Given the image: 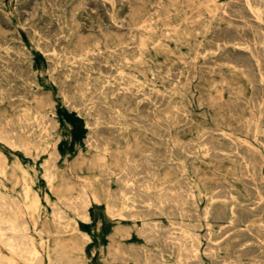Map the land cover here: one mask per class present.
I'll list each match as a JSON object with an SVG mask.
<instances>
[{"label": "rangeland", "instance_id": "1", "mask_svg": "<svg viewBox=\"0 0 264 264\" xmlns=\"http://www.w3.org/2000/svg\"><path fill=\"white\" fill-rule=\"evenodd\" d=\"M20 1L21 0H0V24H1L0 25V85H1L0 86V125H2V126H0V128H1L0 133L2 134V135L0 134V158H2V160L0 159V197H1L0 198V207H1L0 208V219L2 220V221H0V237H1L0 238V264H184V263L187 264L188 262H189L188 264H198V263L199 264L200 263L201 264H215V263L216 264H231L232 262H233L232 264H238V263L239 264H245V263L246 264H249V263L250 264H252V263L253 264H264L263 263L264 262V241H263L264 240V236H263L264 235V208H263L264 207V190H263L264 189L263 188L264 187V182H263L264 181V157H263L264 156V113H263L264 112V108H263L264 107V96H263L264 95V46H263L264 45V43H263V41H264V35H263L264 34V32H263L264 31V24H263L264 23V21H263L264 20V13H263L264 0H262V2H261V0H244L245 2L243 0H231L232 2H230V0H215V1L214 0H203V1L202 0H195V1L191 0L192 2L190 0H174V1H172V0H169V1L168 0H145V1L144 0H135V3H134V0H132V1L131 0H115V1L114 0H58V1L57 0H36V1L35 0H23L21 2ZM197 1L199 4L197 3ZM143 3H144V6H143ZM158 3L161 5H159ZM132 4H134V5H132ZM146 4L148 6H146ZM188 4L190 5V7ZM74 5H75V7H74ZM84 5H86V6H84ZM138 5H139V7H138ZM208 5H210V6H208ZM245 5H246L247 9H245ZM31 6H33V7L35 6V8L32 7L33 8L32 9ZM140 6H142V7H140ZM257 6L260 10H262V15L259 17V19H258L256 10H255L257 8ZM14 7H15V9H14ZM216 7H218V9L219 8L220 9L218 10V9H216ZM106 8H107V10H106ZM158 8L161 10H159ZM170 8H171V10H170ZM211 8H212V10H211ZM251 8H252V10H251ZM109 9H112V10H109ZM133 9H134V12H133ZM137 9H139L141 12L139 10H138L139 11L138 12ZM31 10H32V12H31ZM223 10H225V12ZM3 11H7V12L5 13ZM110 11L112 12V14ZM129 11H130V13H129ZM200 11H201V13H200ZM132 12H133V16L134 15L136 16V14L138 16H136V17L134 16L135 17L134 18L132 16ZM143 12L145 13V15ZM211 13H212V16H211ZM109 14H111V15H109ZM112 16H113V18H112ZM139 17H142V18L140 19ZM156 17H157V19L159 17V19L157 20ZM224 17H225V19H224ZM248 17H250V18H248ZM191 18H192V20H191ZM76 19H77V21H76ZM101 19H103V20H101ZM133 19H135V20L137 19L138 24ZM196 19L198 22L196 21ZM146 21H147L148 26L146 25ZM152 21H153V23H152ZM127 22H129V25ZM139 22L140 23L142 22L141 26H138V25H140ZM187 22H188V24H187ZM248 22H250V23L248 24ZM190 23H191V25H190ZM64 24H65V26H63ZM76 24L79 26H77ZM126 25H127V27H126ZM187 25H189V26H187ZM234 25H235V27H234ZM23 26H24V28H23ZM97 26H98V28H97ZM231 26H233V27H231ZM244 26H246V27H244ZM258 27L260 29H258ZM134 28H135V30H134ZM136 28H137V31H136ZM146 28H149L150 30L146 29ZM151 28H152V30H151ZM99 29H100V31H99ZM130 29H131V31H130ZM154 29L155 30L157 29L156 30L157 32ZM101 30H103V31H101ZM197 30H198V32H197ZM201 30H203V31H201ZM236 30H238L239 32ZM141 31H142V33L143 32L144 33L141 34ZM175 31L177 32V35H176ZM250 31H252V34ZM202 32L203 33L205 32L204 34L206 36L204 34H202ZM257 32H259L258 35H257ZM129 33H130V35H129ZM238 33H239V35H238ZM52 34H54V35H52ZM195 34H197V35H195ZM98 35H100V36L98 37ZM260 35H261L262 39L259 40ZM58 36H59V38H58ZM144 36H147L148 38L147 37L145 38ZM165 36L169 39L165 38ZM1 37L3 39H1ZM134 37L136 40L134 39ZM154 37H156V38H154ZM176 37H178V38H176ZM125 38L126 39L128 38V39L126 40ZM179 40H180V42H179ZM133 41H134V43H133ZM142 41H146V42H142ZM160 41H162V42H160ZM224 42L226 43V45ZM95 44H97V45H95ZM137 44H139V45H137ZM140 44L143 47H141ZM199 44H200V46H199ZM134 46L136 48H133ZM153 46H154V48H153ZM262 46H263V48H262ZM62 47H65V48H62ZM249 47H251V48H249ZM168 48H170L173 51H171ZM85 50H87V51H85ZM92 50H94V51H92ZM189 50H190V52H189ZM14 52H16V53H14ZM119 52H120V54H119ZM210 52H211V54H210ZM85 53H86V55H85ZM253 55H255V56H253ZM107 56H109V57H107ZM228 56H229V58H228ZM249 56H250V58H249ZM119 57L122 59H120ZM198 57L200 60L198 59ZM252 57H253V60H252ZM213 58H215L216 60ZM236 58H239V59H236ZM72 59H73V61H72ZM91 60H92V62H91ZM124 60H125V62H124ZM141 60H143V61H141ZM164 60H165V62H164ZM183 60H185V61H183ZM13 62L15 65L12 64ZM112 62H113V64H112ZM251 63H252V65H251ZM208 64L210 67L208 66ZM194 65H195V67H193ZM222 65H224V66H222ZM85 66H87V67H85ZM108 66L110 67V69ZM165 66H167V67L169 66V67L167 68ZM235 66L236 67L238 66V67L236 68ZM115 67H116V69H115ZM161 67L163 68V70ZM27 68H29V69H27ZM86 68H88V69H86ZM93 69H94V71H93ZM115 70L121 71L122 73L120 72V74H119V72L115 71ZM151 70H153V71L150 72ZM5 71H6V73H5ZM86 71H87V73H86ZM126 71H127V73H126ZM131 71H133V72H131ZM27 72H28V74L26 75ZM134 73H136V74H134ZM65 74H67V75H65ZM129 74L132 76H130ZM156 74H157V76H156ZM246 75H248L250 77H248ZM70 77H71V79H70ZM180 77H182V78H180ZM82 78H83V80H82ZM219 78H221V80ZM136 79H138L139 82H137L138 80H136ZM223 79H225V80H223ZM215 80H216V82H215ZM218 80H220V81H218ZM228 80H229V82H228ZM14 81H16V82H14ZM104 81L107 83H105ZM193 82L196 84H194ZM251 82L253 85L251 84ZM259 82H260V84H259ZM176 83H178V85ZM86 84H88V85H86ZM169 84H171V85H169ZM170 87H172V88H170ZM188 87H190V88H188ZM211 87H212V89H211ZM215 88L216 89L219 88L220 92L218 90H215ZM252 88H254V89H252ZM6 89H7V91H6ZM69 89H70V91H69ZM259 90L263 93V95ZM141 91H142V93H141ZM155 91H156V94H154ZM159 91H161V92H159ZM74 92H77V93L74 94ZM91 92H93V93H91ZM106 92H107V94H106ZM113 92H114V94H113ZM119 92H121V94ZM127 92H129V93H127ZM251 92H252V94H251ZM124 93H125V95H124ZM184 93H186V94H184ZM4 94H5V96H2ZM130 94H132V96ZM103 95H105V96H103ZM212 95L213 96L216 95V96H214L215 98ZM221 95H223V96H221ZM149 96H151L152 98ZM13 97H15V98H13ZM160 98H161V100H160ZM175 98H176V100H175ZM177 98H178V100H177ZM237 98H238V100H237ZM80 99H82V100H80ZM111 99H112V101H111ZM117 99H118V101H117ZM148 100H150L151 102L150 101L148 102ZM167 100L170 102V104H169V102H167ZM217 100H219V101H217ZM127 101H129V102H127ZM188 101L191 103L189 104ZM197 101H200V102H197ZM254 101H255V103H254ZM193 102H195V103H193ZM79 103H81V104H79ZM181 103L184 106L181 105ZM86 105L87 106L89 105V107H87ZM117 105H118V107H117ZM153 105H155V106H153ZM166 105H168V107ZM129 106H130V108H128ZM138 107H140V109ZM161 108H163V109L161 110ZM126 109H127V111H126ZM251 109H252V112H251ZM97 110H99V111H97ZM120 110H122V111L120 112ZM130 110H131V112H130ZM149 110H151V111H149ZM155 112H156V114H155ZM182 112H183V114H182ZM230 112H232V113H230ZM147 113H148V115L146 116ZM130 114H131V116H130ZM123 115H125L124 116L125 118L123 117ZM126 115H127V118H126ZM245 115L247 116V118ZM250 115H252V116H250ZM176 116L179 118H177ZM254 116L256 117L255 118L256 120L254 119ZM96 117H99V118L96 119ZM137 117H138V119H137ZM141 118H142V120H141ZM111 119H113V120H111ZM191 119L194 121H192ZM24 120L25 121L27 120V121L25 122ZM50 120L53 122H51ZM117 120H118V122H117ZM12 121H14L13 122L14 124L12 123ZM92 121H94V122H92ZM101 121H103V122L101 123ZM57 122H59V124ZM237 122H239V123L237 124ZM144 123L147 125L145 126ZM251 123H254V124H251ZM18 124H19V126H18ZM96 124H97V126H96ZM216 124L218 125V127ZM255 124H257V125H255ZM110 125H112V126H110ZM230 125H231V128H230ZM4 126L7 128V130ZM45 126H47V127H45ZM52 126L55 128H53ZM239 126L241 128L242 127H244V128L240 129ZM39 128L40 129L43 128V129L40 130ZM51 128H53V129H51ZM97 128H99V129H97ZM8 129H9V131H8ZM114 129H116V130H114ZM157 130L159 131L158 133H157ZM209 130H210V132H209ZM250 130L253 132H251ZM118 131L119 132L121 131V132L119 133ZM255 131H257V132H255ZM3 132H6V133H3ZM19 132L21 135L19 134ZM46 132H48V133H46ZM49 132H51V133H49ZM71 132H72V134H71ZM165 132H167L168 134ZM213 132H215V133H213ZM219 132H221V133L219 134ZM53 133H54V135H53ZM173 133L175 134V136ZM5 134H7V135H5ZM26 134H28L29 137ZM162 134H163V136H162ZM16 135H18L19 137ZM136 135H137V137H135ZM196 135H197V137H196ZM1 136H3V137H1ZM91 136H93V137H91ZM173 136H174V141L172 139ZM225 137H227V138H225ZM241 137L243 140L241 139ZM108 138H110V139H108ZM155 138H156V140H155ZM208 138H210V139H208ZM216 138H218V139H216ZM236 138H237V140H236ZM253 138H255V139H253ZM5 139H7V140H5ZM138 139H139V142H138ZM161 139H163V141ZM171 139H172V141H171ZM185 140H186V142H185ZM203 140H205V141H203ZM217 140H218V142H216ZM106 141H108V143ZM112 141H115V142H112ZM165 141L167 144L165 143ZM223 141H224V144H223ZM247 141H248V143H246ZM44 142L45 143L47 142V143L45 144ZM125 142H126V144H125ZM128 142L131 144L130 145L127 144ZM214 142L217 144H215ZM28 143H30V145ZM94 143H95V146H94ZM117 143H121L122 145L117 144ZM250 143L252 145L254 144L255 146L254 145L252 146ZM21 144H22V146H21ZM154 144L156 147L154 146ZM125 145H126V147H125ZM190 145L193 147H191ZM206 145H207V147H206ZM217 145H218V147H217ZM131 146H133V147H131ZM220 147H222V148H220ZM241 147H242V149H241ZM253 147H255V149H253ZM119 148H120V150H119ZM122 148H124V149H122ZM126 148L129 151L126 150ZM200 148L202 151L200 150ZM207 148H208V150H207ZM121 149L124 151L126 150V151L122 152ZM166 149H167V151H166ZM178 149L181 150V152ZM251 149H253V150H251ZM158 150H161V152H159ZM190 150L192 151V153ZM254 150L256 152H258L260 150H262V151L259 152L260 153L259 154V153H256ZM119 151H121V152L118 153ZM151 151L154 152L153 153L154 155L152 154ZM96 152H97V156H96ZM103 153L105 155H103ZM168 153H169V155H168ZM204 154H206V155H204ZM196 155L198 157H196ZM138 156H140V157H138ZM146 157H148V158H146ZM93 158H94V160H93ZM153 158H155V159H153ZM219 158H221V159H219ZM182 159H183V161H181ZM204 160H206V161H204ZM256 160L258 161V163H260V162L261 163L258 164ZM110 161H111V163H110ZM148 161L149 162L152 161L151 164ZM153 161L155 163H153ZM212 161H214L215 163ZM237 161H238V163H237ZM102 162H104V163H102ZM173 162L175 165H173ZM206 162H208V164ZM97 163H98V165H96ZM107 163H108V165H105ZM138 164H139V166H138ZM209 164H212V165H209ZM220 165H221L222 169H221ZM247 165H248V167H247ZM80 166H81V168H80ZM107 166H109V167H107ZM128 166H130V167L132 166L130 168V170H128L129 169ZM134 166H135V168L137 167L138 169H134ZM173 166H174V168H173ZM260 166L262 167V169ZM149 167H151V168H149ZM154 167H156V168L154 169ZM164 167H165V169H164ZM257 167H258V169H256ZM209 168H211V169L209 170ZM107 169H108V171H107ZM100 170H102L103 172ZM169 170H170V172L172 171L171 172L172 175L170 174ZM203 170H205V172ZM233 170H234V173H233ZM148 171H149V173H148ZM222 171H224V172H222ZM235 171H237V173ZM45 172H47L48 175ZM213 172H215V173L213 174ZM250 172H251V174H250ZM138 173H139V175H138ZM155 173H157L159 177ZM194 173H196V174H194ZM153 174H155V175H153ZM185 174L186 175L188 174L187 177ZM258 174H260V175H258ZM51 175H52L53 179L51 178ZM129 175L131 176V178ZM203 175H205V176H203ZM253 175H255V176H253ZM79 176L81 177V179ZM139 176H140V179H139ZM163 176H164V178H163ZM209 176H211V177H209ZM256 176H258V177H256ZM236 177H237V179H236ZM252 178H253V181H252ZM115 179H116V181H115ZM165 179H167V180H165ZM129 180H130V182H129ZM169 180H170L171 184L169 183ZM174 180H176V181H174ZM243 180H244V182H243ZM245 180L247 181V183ZM248 180H250V181H248ZM86 181H88V182H86ZM160 181H161V183H160ZM172 181H174V183ZM178 181H179L180 185H179ZM49 182H51V183H49ZM151 184L153 186H151ZM168 185H169V187H168ZM198 185H200V186L198 187ZM244 185H245V187H244ZM259 185H261V186H259ZM146 186L147 187L149 186L150 188L149 187L147 188ZM170 186H172V187H170ZM246 186L249 189H247ZM106 187H107V189H106ZM135 187L138 190V192L135 189ZM252 187H253V192H252ZM15 188H16V190H15ZM160 188H162V189H160ZM261 188H263V189H261ZM158 189H160V190H158ZM27 190H29V191H27ZM154 190H155V192H154ZM161 190L163 192H161ZM218 190H220V191H218ZM121 191H122V193H121ZM167 191H168V193H167ZM173 191H175L174 193H176V194H174ZM237 191H238V193H237ZM27 192H29V194ZM156 192H157V194H156ZM164 192H166V193H164ZM216 192H218V193H216ZM1 193H4V195ZM111 193H112V196H111ZM119 193H120V195H119ZM133 193L136 194L135 195L136 197L134 196ZM220 193H221V195H220ZM248 193H249V195H248ZM165 194H168V195L165 196ZM197 194H198V196H197ZM205 194H207L208 196ZM237 194H238V196H237ZM93 195H95V196H93ZM123 195H127V196H123ZM218 195H220V196H218ZM3 196H4V198H2ZM121 196H123V197H121ZM13 197H15V198L17 197V198L15 199ZM151 197H153V198H151ZM158 197H159V199H158ZM161 197L163 198V200ZM200 197H202V198H200ZM169 198H171V199H169ZM187 198L188 199L190 198V199L187 200ZM1 199L2 200L4 199L3 200L4 202L1 201ZM175 199H177V200H175ZM126 200H128L127 203H126ZM150 200H151V202H150ZM156 200L159 202H156ZM261 200H263V201H261ZM17 201H18V203H17ZM65 202H68V203H65ZM118 202H120V203H118ZM19 203L22 205H20ZM48 203L50 205H48ZM69 203H71V204L69 205ZM164 203H166V204H164ZM168 203H170V204L168 205ZM188 203H189V205H188ZM237 203L238 204L240 203V204L238 205ZM14 204H16V205H14ZM76 204L78 206H77V210L75 211L74 208H76ZM122 204L124 206H122ZM151 204H153V205H151ZM155 204H156V206H155ZM18 205H20L21 208H20V206L18 207ZM117 205L119 206L118 208H117ZM130 205L131 206L133 205V206L131 207ZM159 205H161V206L159 207ZM205 205H206V208H205ZM232 205H233V207H232ZM243 205H244V207H243ZM15 206H17V207H15ZM68 206H69V208H68ZM184 206H185V208H184ZM239 206H241V207H239ZM255 206H257L258 208ZM35 207H36V209H35ZM170 207H172V208H170ZM16 208L19 210H17ZM78 208H80V210ZM204 208H205V210H204ZM57 209L60 211H58ZM165 209L166 210L168 209V210L166 211ZM248 209H250L249 210L250 212L247 211ZM253 209H255V210H253ZM20 210H21V212H20ZM110 210H111V212H110ZM112 210H114V211H112ZM176 210L178 211L177 213H176ZM258 210H260V211L257 212ZM64 211L66 212V214ZM108 211H109V213H108ZM185 211H186V213H185ZM217 211L220 213H218ZM117 212L119 213V215ZM125 212H127V213H125ZM192 212H193V214H191ZM9 213H11V214H9ZM33 213H34V215H33ZM54 213H56L58 216ZM161 213H163V214L158 215ZM231 213H233V214H231ZM23 214L26 216V219H25V216ZM27 214H28V216H27ZM110 214H113L114 216H112ZM182 214L183 215L185 214V215L183 216ZM188 214H189V216H188ZM223 214L225 217L223 216ZM176 215H178V216H176ZM20 216L21 217L24 216L23 219H20L21 218ZM81 216H82V218H81ZM129 216H131V217H129ZM203 216L205 218H203ZM249 216H250V218H249ZM176 218H177V220H176ZM227 218L229 219V221H227L228 220ZM183 219H185V220H183ZM198 220L199 221L201 220L202 223L199 222ZM210 220H212V221H210ZM134 221H135V223H134ZM143 221H144V223H143ZM7 222L9 223V225ZM180 222L182 223V225L180 224ZM195 222H197V223H195ZM250 222H252V223H250ZM14 223H15V225H14ZM145 223H147V224H145ZM189 223H192V224H189ZM253 223H254V225H253ZM1 224H2V226H1ZM242 224H243V226H241ZM249 224H250V226H249ZM55 225H56V227H55ZM228 225H229V227H228ZM234 225H235V227H234ZM251 225H253V226H251ZM261 225H263V226H261ZM138 226H139V228H138ZM168 226H170V227H168ZM174 226H175V228L176 227L177 228L175 229ZM239 226H240V228H239ZM16 227H17V229H16ZM141 227H142V229H141ZM145 227H147V228H145ZM255 227H256V229H255ZM188 228H189V231H188ZM197 228H199V229H197ZM206 228H208V230ZM125 229H127V230H125ZM129 229H131V230H129ZM151 229H152V232H151ZM119 230H120V232H119ZM182 230L184 232H182ZM195 230H197V231H195ZM242 230L244 231V233ZM137 231H139V232H137ZM141 231H143V232L141 233ZM241 231H242V233L240 234ZM54 232H55V234H54ZM168 232H170V233H168ZM173 232H175V233H173ZM207 232H209V233H207ZM121 233H122V235H121ZM89 234H90V237H89ZM110 234H112L113 236L112 235L110 236ZM137 234H139V235H137ZM142 235L145 236V238ZM162 235H164V236H162ZM179 235H181V236H179ZM108 236H110V237H108ZM182 236L183 237L185 236V237L183 238ZM207 236H209V237H207ZM84 237H86V238H84ZM157 237L160 239L157 240ZM223 239H225V240H223ZM154 240L156 242H154ZM197 240H198V242H197ZM236 240H238V241H236ZM11 241L15 243V245H16L15 249H11V247L8 245L11 243ZM122 241H124L126 243H124ZM133 241H134V243H132ZM186 241H187V243H186ZM207 241H208V243H207ZM86 242H87V244H86ZM255 242L256 243L258 242V243L256 244ZM226 243H228V244H226ZM233 243H234V245H233ZM22 244H24L25 246H23ZM131 244H132V246H131ZM33 245L38 250V254H36V255H34V254L31 255V250H32ZM141 245H143V246H141ZM232 245H233V247H232ZM18 246H19V248H18ZM174 246H176L177 248ZM228 247H229V250H227ZM251 247H253L252 250H251ZM257 247H258V250H257ZM134 248H135V250H134ZM171 248H173V249H171ZM188 249H190V251ZM191 249H192V251H191ZM197 250H198V252L196 253ZM246 250L247 251L250 250L252 252L249 251V253H248ZM115 251H116V253H115ZM150 252H151V255H150ZM193 252H195V253H193ZM25 254H26V257H25ZM132 254H133V256H132ZM145 254H147V256H145ZM215 254H216V256H215ZM161 255H163V256H161ZM238 255H240V256H238ZM241 255H242V257H241ZM22 256H24L25 258ZM28 256H30V258ZM197 256L198 257L201 256V257L198 258ZM140 257H142V258H140ZM209 257H211L212 259ZM230 257H231V259H230ZM224 258H226L225 261H223ZM200 259L202 260L201 262H200ZM13 260H14V262H13ZM52 260H53V262H52ZM49 261H51V262H49ZM121 261H123V262H121ZM215 261H218V262H215ZM251 261H252V263H251ZM108 262H110V263H108ZM134 262H136V263H134Z\"/></svg>", "mask_w": 264, "mask_h": 264}, {"label": "bare ground", "instance_id": "2", "mask_svg": "<svg viewBox=\"0 0 264 264\" xmlns=\"http://www.w3.org/2000/svg\"><path fill=\"white\" fill-rule=\"evenodd\" d=\"M21 1H23V0H21ZM21 1H20V2H21ZM35 1H36V0H35ZM57 1H58V0H57ZM114 1H115V0H114ZM131 1H132V0H131ZM144 1H145V0H144ZM168 1H169V0H168ZM172 1H174V0H172ZM190 1H191V0H190ZM194 1H195V0H194ZM202 1H203V0H202ZM214 1H215V0H214ZM243 1H244V0H243ZM15 2H16V1H15ZM111 2H112V1H111ZM142 2H143V1H142ZM148 2H149V1H148ZM176 2H177V1H176ZM191 2H192V1H191ZM211 2H212V1H211ZM228 2H229V1H228ZM230 2H232V1L230 0ZM244 2H245V1H244ZM258 2H259V1H258ZM261 2H262V0H261ZM22 3H23V2H22ZM49 3H50V2H49ZM134 3H135V0H134ZM139 3H140V2H139ZM197 3H198V1H197ZM225 3H226V2H225ZM238 3H239V2H238ZM249 3H250V2H249ZM3 4H4V3H3ZM50 4H51V3H50ZM77 4H78V3H77ZM110 4H111V3H110ZM113 4H114V3H113ZM158 4H159V3H158ZM180 4H181V3H180ZM194 4H195V3H194ZM198 4H199V3H198ZM206 4H207V3H206ZM209 4H210V3H209ZM220 4H221V3H220ZM235 4H236V3H235ZM244 4H245V3H244ZM247 4H248V3H247ZM262 4H263V3H262ZM4 5H5V4H4ZM115 5H116V4H115ZM132 5H134V4H132ZM159 5H161V4H159ZM159 5H158V6H159ZM188 5H189V4H188ZM192 5H193V4H192ZM239 5H240V4H239ZM255 5H256V4H255ZM50 6H51V5H50ZM79 6H80V5H79ZM84 6H86V5H84ZM105 6H106V5H105ZM135 6H136V5H135ZM135 6H134V7H135ZM143 6H144V3H143ZM146 6H148V5L146 4ZM149 6H150V5H149ZM194 6H195V5H194ZM208 6H210V5H208ZM221 6H222V5H221ZM242 6H243V5H242ZM32 7H33V6H31V8H32ZM48 7H49V6H48ZM74 7H75V5H74ZM109 7H110V6H109ZM138 7H139V5H138ZM140 7H142V6H140ZM156 7H157V6H156ZM173 7H174V6H173ZM189 7H190V5H189ZM191 7H192V6H191ZM199 7H200V6H199ZM243 7H244V6H243ZM250 7H251V6H250ZM16 8H17V7H16ZM33 8H35V6H34ZM33 8H32V9H33ZM54 8H55V7H54ZM64 8H65V7H64ZM160 8H161V7H160ZM163 8H164V7H163ZM231 8H232V7H231ZM263 8H264V7H263ZM14 9H15V7H14ZM134 9H135V8H134ZM134 9H133V12H134ZM152 9H153V8H152ZM158 9H159V8H158ZM165 9H166V8H165ZM165 9H164V10H165ZM183 9H184V8H183ZM214 9H215V8H214ZM216 9H218V7H216ZM219 9H220V8H219ZM219 9H218V10H219ZM239 9H240V8H239ZM245 9H247V8H246V5H245ZM41 10H42V9H41ZM80 10H81V9H80ZM106 10H107V8H106ZM109 10H112V9H109ZM138 10H139V9H137V11H138ZM141 10H142V9H141ZM159 10H161V9H159ZM170 10H171V8H170ZM189 10H190V9H189ZM211 10H212V8H211ZM251 10H252V8H251ZM255 10H256V13H257V16H258V19H259V17L262 15V10H260V9L258 8V6H257V8H256ZM16 11H17V10H16ZM27 11H28V10H27ZM50 11H51V10H50ZM78 11H79V10H78ZM130 11H131V10H130ZM130 11H129V13H130ZM139 11H140V10H139ZM139 11H138V12H139ZM166 11H167V10H166ZM166 11H165V12H166ZM191 11H192V10H191ZM198 11H199V10H198ZM202 11H203V10H202ZM207 11H208V10H207ZM223 11L225 12V10H223ZM3 12L6 13L7 11H3ZM31 12H32V10H31ZM37 12H38V11H37ZM110 12H111V11H110ZM110 12H109V13H110ZM133 12H132V16H133ZM140 12H141V11H140ZM151 12H152V11H151ZM159 12H160V11H159ZM214 12H215V11H214ZM236 12H237V11H236ZM43 13H44V12H43ZM45 13H46V12H45ZM72 13H73V12H72ZM78 13H79V12H78ZM143 13H144V12H143ZM200 13H201V11H200ZM215 13H216V12H215ZM221 13H222V12H221ZM230 13H231V12H230ZM238 13H239V12H238ZM250 13H251V12H250ZM263 13H264V10H263ZM26 14H27V13H26ZM47 14H48V13H47ZM111 14H112V12H111ZM111 14H109V15H111ZM116 14H117V13H116ZM135 14H136V13H135ZM154 14H155V13H154ZM165 14H166V13H165ZM192 14H193V13H192ZM197 14H198V13H197ZM223 14H224V13H223ZM228 14H229V13H228ZM236 14H237V13H236ZM117 15H118V14H117ZM129 15H130V14H129ZM142 15H143V14H142ZM144 15H145V13H144ZM169 15H170V14H169ZM240 15H241V14H240ZM243 15H244V14H243ZM252 15H253V14H252ZM4 16H5V15H4ZM37 16H38V15H37ZM60 16H61V15H60ZM97 16H98V15H97ZM134 16H135V15H134ZM134 16H133V17H134ZM136 16H138V15L136 14ZM136 16H135V17H136ZM151 16H152V15H151ZM167 16H168V15H167ZM184 16H185V15H184ZM195 16H196V15H195ZM211 16H212V13H211ZM229 16H230V15H229ZM229 16H228V17H229ZM34 17H35V16H34ZM72 17H73V16H72ZM109 17H110V16H109ZM135 17H134V18H135ZM164 17H165V16H164ZM196 17H197V16H196ZM230 17H231V16H230ZM255 17H256V16H255ZM6 18H7V17H6ZM77 18H78V17H77ZM112 18H113V16H112ZM114 18H115V17H114ZM139 18L141 19L142 17H139ZM205 18H206V17H205ZM222 18H223V17H222ZM248 18H250V17H248ZM51 19H52V18H51ZM61 19H62V18H61ZM72 19H73V18H72ZM145 19H146V18H145ZM149 19H150V18H149ZM156 19H157V17H156ZM158 19H159V17H158ZM158 19H157V20H158ZM184 19H185V18H184ZM187 19H188V18H187ZM213 19H214V18H213ZM224 19H225V17H224ZM236 19H237V18H236ZM74 20H75V19H74ZM91 20H92V19H91ZM101 20H103V19H101ZM116 20H117V19H116ZM130 20H131V19H130ZM133 20H135V19H133ZM133 20H132V21H133ZM150 20H151V19H150ZM163 20H164V19H163ZM191 20H192V18H191ZM211 20H212V19H211ZM222 20H223V19H222ZM228 20H229V19H228ZM243 20H244V19H243ZM255 20H256V19H255ZM76 21H77V19H76ZM113 21H114V20H113ZM117 21H118V20H117ZM121 21H122V20H121ZM135 21H136L137 24H138L137 19H136ZM140 21H141V20H140ZM143 21H144V20H143ZM148 21H149V20H148ZM194 21H195V20H194ZM196 21H197V19H196ZM263 21H264V20H263ZM8 22H9V21H8ZM27 22H28V21H27ZM61 22H62V21H61ZM155 22H156V21H155ZM155 22H154V23H155ZM165 22H166V21H165ZM170 22H171V21H170ZM181 22H182V21H181ZM185 22H186V21H185ZM197 22H198V21H197ZM210 22H211V21H210ZM220 22H221V21H220ZM257 22H258V21H257ZM260 22H261V21H260ZM47 23H48V22H47ZM56 23H57V22H56ZM72 23H73V22H72ZM118 23H119V22H118ZM123 23H124V22H123ZM127 23H128V25H129V22H127ZM139 23H140V22H139ZM141 23H142V22H141ZM141 23H140V25H138V26H141ZM143 23H144V22H143ZM149 23H150V22H149ZM152 23H153V21H152ZM166 23H167V22H166ZM231 23H232V22H231ZM231 23H230V24H231ZM249 23H250V22H248V24H249ZM79 24H80V23H79ZM116 24H117V23H116ZM155 24H156V23H155ZM180 24H181V23H180ZM187 24H188V22H187ZM205 24H206V23H205ZM218 24H219V23H218ZM263 24H264V23H263ZM0 25H1V24H0ZM76 25H77V24H76ZM124 25H125V24H124ZM131 25H132V24H131ZM142 25H143V24H142ZM146 25H147V21H146ZM166 25H167V24H166ZM169 25H170V24H169ZM190 25H191V23H190ZM200 25H201V24H200ZM224 25H225V24H224ZM236 25H237V24H236ZM253 25H254V24H253ZM63 26H65V24H64ZM77 26H79V25H77ZM102 26H103V25H102ZM115 26H116V25H115ZM119 26H120V25H119ZM147 26H148V25H147ZM187 26H189V25H187ZM201 26H202V25H201ZM204 26H205V25H204ZM204 26H203V27H204ZM237 26H238V25H237ZM246 26H247V25H246ZM246 26H244V27H246ZM250 26H251V25H250ZM82 27H83V26H82ZM120 27H121V26H120ZM126 27H127V25H126ZM133 27H134V26H133ZM177 27H178V26H177ZM210 27H211V26H210ZM210 27H209V28H210ZM228 27H229V26H228ZM231 27H233V26H231ZM234 27H235V25H234ZM238 27H239V26H238ZM241 27H242V26H241ZM260 27H261V26H260ZM23 28H24V26H23ZM74 28H75V27H74ZM97 28H98V26H97ZM99 28H100V27H99ZM128 28H129V27H128ZM152 28H153V27H152ZM152 28H151V30H152ZM164 28H165V27H164ZM222 28H223V27H222ZM242 28H243V27H242ZM255 28H256V27H255ZM60 29H61V28H60ZM108 29H109V28H108ZM146 29H149V28H146ZM146 29H145V30H146ZM161 29H162V28H161ZM173 29H174V28H173ZM205 29H206V28H205ZM217 29H218V28H217ZM220 29H221V28H220ZM236 29H237V28H236ZM240 29H241V28H240ZM244 29H245V28H244ZM246 29H247V28H246ZM258 29H260V28L258 27ZM26 30H27V29H26ZM29 30H30V29H29ZM57 30H58V29H57ZM103 30H104V29H103ZM103 30H101V31H103ZM122 30H123V29H122ZM134 30H135V28H134ZM149 30H150V29H149ZM154 30H155V29H154ZM156 30H157V29H156ZM156 30H155V31H156ZM167 30H168V29H167ZM171 30H172V29H171ZM203 30H204V29H203ZM203 30H201V31H203ZM249 30H250V29H249ZM38 31H39V30H38ZM60 31H61V30H60ZM60 31H59V32H60ZM99 31H100V29H99ZM130 31H131V29H130ZM136 31H137V28H136ZM184 31H185V30H184ZM236 31H238V30H236ZM243 31H244V30H243ZM252 31H253V30H252ZM252 31H250L251 34H252ZM257 31H258V30H257ZM260 31H261V30H260ZM15 32H16V31H15ZM71 32H72V31H71ZM78 32H79V31H78ZM80 32H81V31H80ZM113 32H114V31H113ZM156 32H157V31H156ZM170 32H171V31H170ZM175 32H176V31H175ZM197 32H198V30H197ZM205 32H206V31H205ZM205 32H204V33H205ZM227 32H228V31H227ZM238 32H239V31H238ZM263 32H264V31H263ZM2 33H3V32H2ZM53 33H54V32H53ZM104 33H105V32H104ZM107 33H108V32H107ZM114 33H115V32H114ZM125 33H126V32H125ZM143 33H144V32H143ZM143 33H142V31H141V34H143ZM172 33H173V32H172ZM204 33L202 32V34H204ZM258 33H259V32H257V35H258ZM30 34H31V33H30ZM55 34H56V33H55ZM61 34H62V33H61ZM95 34H96V33H95ZM111 34H112V33H111ZM137 34H138V33H137ZM153 34H154V33H153ZM169 34H170V33H169ZM214 34H215V33H214ZM225 34H226V33H225ZM225 34H224V35H225ZM247 34H248V33H247ZM262 34H263V33H262ZM262 34H261V35H262ZM20 35H21V34H20ZM52 35H54V34H52ZM93 35H94V34H93ZM129 35H130V33H129ZM138 35H139V34H138ZM144 35H145V34H144ZM166 35H167V34H166ZM176 35H177V32H176ZM186 35H187V34H186ZM195 35H197V34H195ZM204 35H205V34H204ZM226 35H227V34H226ZM238 35H239V33H238ZM261 35H260L259 40L262 39V38H261ZM263 35H264V34H263ZM1 36H2V35H1ZM34 36H35V35H34ZM96 36H97V35H96ZM99 36H100V35H98V37H99ZM122 36H123V35H122ZM132 36H133V35H132ZM134 36H135V35H134ZM142 36H143V35H142ZM158 36H159V35H158ZM163 36H164V35H163ZM205 36H206V35H205ZM219 36H220V35H219ZM2 37H3V36H2ZM2 37H1V39H3ZM63 37H64V36H63ZM87 37H88V36H87ZM136 37H137V36H136ZM144 37L146 38L147 36H144ZM160 37H161V36H160ZM252 37H253V36H252ZM28 38H29V37H28ZM44 38H45V37H44ZM58 38H59V36H58ZM77 38H78V37H77ZM140 38H141V37H140ZM142 38H143V37H142ZM147 38H148V37H147ZM154 38H156V37H154ZM157 38H158V37H157ZM165 38H167V37L165 36ZM176 38H178V37H176ZM244 38H245V37H244ZM51 39H52V38H51ZM125 39H126V38H125ZM127 39H128V38H127ZM127 39H126V40H127ZM134 39H135V37H134ZM138 39H139V38H138ZM167 39H169V38H167ZM180 39H181V38H180ZM204 39H205V38H204ZM219 39H220V38H219ZM239 39H240V38H239ZM248 39H249V38H248ZM46 40H47V39H46ZM63 40H64V39H63ZM93 40H94V39H93ZM99 40H100V39H99ZM122 40H123V39H122ZM135 40H136V39H135ZM152 40H153V39H152ZM159 40H160V39H159ZM176 40H177V39H176ZM176 40H175V41H176ZM181 40H182V39H181ZM202 40H203V39H202ZM253 40H254V39H253ZM6 41H7V40H6ZM60 41H61V40H60ZM60 41H59V42H60ZM124 41H125V40H124ZM205 41H206V40H205ZM222 41H223V40H222ZM226 41H227V40H226ZM241 41H242V40H241ZM254 41H255V40H254ZM31 42H32V41H31ZM40 42H41V41H40ZM59 42H58V43H59ZM83 42H84V41H83ZM105 42H106V41H105ZM142 42H146V41H142ZM156 42H157V41H156ZM158 42H159V41H158ZM160 42H162V41H160ZM179 42H180V40H179ZM196 42H197V41H196ZM200 42H201V41H200ZM220 42H221V41H220ZM245 42H246V41H245ZM6 43H7V42H6ZM98 43H99V42H98ZM103 43H104V42H103ZM130 43H131V42H130ZM133 43H134V41H133ZM224 43H225V42H224ZM257 43H258V42H257ZM263 43H264V41H263ZM51 44H52V43H51ZM125 44H126V43H125ZM141 44H142V43H141ZM141 44H140V46H141ZM157 44H158V43H157ZM173 44H174V43H173ZM222 44H223V43H222ZM233 44H234V43H233ZM95 45H97V44H95ZM126 45H127V44H126ZM126 45H125V46H126ZM137 45H139V44H137ZM142 45H143V44H142ZM153 45H154V44H153ZM155 45H156V44H155ZM158 45H159V44H158ZM163 45H164V44H163ZM165 45H166V44H165ZM197 45H198V44H197ZM210 45H211V44H210ZM225 45H226V43H225ZM236 45H237V44H236ZM238 45H239V44H238ZM9 46H10V45H9ZM55 46H56V45H55ZM120 46H121V45H120ZM135 46H136V45H135ZM135 46H134L133 48H136ZM167 46H168V45H167ZM199 46H200V44H199ZM253 46H254V45H253ZM263 46H264V45H263ZM263 46H262V48H263ZM32 47H33V46H32ZM32 47H31V48H32ZM65 47H66V46H65ZM65 47H62V48H65ZM109 47H110V46H109ZM109 47H108V48H109ZM128 47H129V46H128ZM128 47H127V48H128ZM141 47H143V46H141ZM147 47H148V46H147ZM158 47H159V46H158ZM176 47H177V46H176ZM218 47H219V46H218ZM243 47H244V46H243ZM100 48H101V47H100ZM153 48H154V46H153ZM165 48H166V47H165ZM178 48H179V47H178ZM222 48H223V47H222ZM249 48H251V47H249ZM254 48H255V47H254ZM260 48H261V47H260ZM262 48H261V49H262ZM24 49H25V48H24ZM36 49H37V48H36ZM122 49H123V48H122ZM168 49H170V48H168ZM236 49H237V48H236ZM256 49H257V48H256ZM26 50H27V49H26ZM26 50H25V51H26ZM40 50H41V49H40ZM82 50H83V49H82ZM87 50H88V49H87ZM87 50H85V51H87ZM101 50H102V49H101ZM110 50H111V49H110ZM170 50H171V49H170ZM170 50H169V51H170ZM198 50H199V49H198ZM221 50H222V49H221ZM228 50H229V49H228ZM242 50H243V49H242ZM250 50H251V49H250ZM28 51H29V50H28ZM92 51H94V50H92ZM106 51H107V50H106ZM118 51H119V50H118ZM165 51H166V50H165ZM171 51H173V50H171ZM187 51H188V50H187ZM206 51H207V50H206ZM216 51H217V50H216ZM222 51H223V50H222ZM51 52H52V51H51ZM129 52H130V51H129ZM189 52H190V50H189ZM191 52H192V51H191ZM229 52H230V51H229ZM261 52H262V51H261ZM14 53H16V52H14ZM52 53H53V52H52ZM73 53H74V52H73ZM87 53H88V52H87ZM97 53H98V52H97ZM184 53H185V52H184ZM198 53H199V52H198ZM207 53H208V52H207ZM207 53H206V54H207ZM3 54H4V53H3ZM82 54H83V53H82ZM119 54H120V52H119ZM124 54H125V53H124ZM171 54H172V53H171ZM210 54H211V52H210ZM212 54H213V53H212ZM226 54H227V53H226ZM250 54H251V53H250ZM253 54H254V53H253ZM258 54H259V53H258ZM258 54H257V55H258ZM17 55H18V54H17ZM59 55H60V54H59ZM85 55H86V53H85ZM95 55H96V54H95ZM184 55H185V54H184ZM188 55H189V54H188ZM200 55H201V54H200ZM257 55H256V56H257ZM260 55H261V54H260ZM260 55H259V56H260ZM10 56H11V55H10ZM53 56H54V55H53ZM78 56H79V55H78ZM98 56H99V55H98ZM114 56H115V55H114ZM195 56H196V55H195ZM201 56H202V55H201ZM203 56H204V55H203ZM206 56H207V55H206ZM210 56H211V55H210ZM214 56H215V55H214ZM253 56H255V55H253ZM54 57H55V56H54ZM70 57H71V56H70ZM96 57H97V56H96ZM107 57H109V56H107ZM107 57H106V58H107ZM204 57H205V56H204ZM219 57H220V56H219ZM224 57H225V56H224ZM230 57H231V56H230ZM240 57H241V56H240ZM246 57H247V56H246ZM61 58H62V57H61ZM63 58H64V57H63ZM74 58H75V57H74ZM84 58H85V57H84ZM87 58H88V57H87ZM100 58H101V57H100ZM111 58H112V57H111ZM119 58H120V57H119ZM178 58H179V57H178ZM228 58H229V56H228ZM249 58H250V56H249ZM255 58H256V57H255ZM67 59H68V58H67ZM67 59H66V60H67ZM97 59H98V58H97ZM120 59H122V58H120ZM135 59H136V58H135ZM198 59H199V57H198ZM211 59H212V58H211ZM213 59H215V58H213ZM236 59H239V58H236ZM14 60H15V59H14ZM189 60H190V59H189ZM195 60H196V59H195ZM199 60H200V59H199ZM215 60H216V59H215ZM221 60H222V59H221ZM252 60H253V57H252ZM2 61H3V60H2ZM6 61H7V60H6ZM53 61H54V60H53ZM72 61H73V59H72ZM75 61H76V60H75ZM108 61H109V60H108ZM129 61H130V60H129ZM131 61H132V60H131ZM137 61H138V60H137ZM141 61H143V60H141ZM147 61H148V60H147ZM147 61H146V62H147ZM169 61H170V60H169ZM183 61H185V60H183ZM212 61H213V60H212ZM250 61H251V60H250ZM10 62H11V61H10ZM20 62H21V61H20ZM61 62H62V61H61ZM76 62H77V61H76ZM87 62H88V61H87ZM91 62H92V60H91ZM91 62H90V63H91ZM124 62H125V60H124ZM138 62H139V61H138ZM138 62H137V63H138ZM160 62H161V61H160ZM164 62H165V60H164ZM176 62H177V61H176ZM243 62H244V61H243ZM248 62H249V61H248ZM253 62H254V61H253ZM48 63H49V62H48ZM59 63H60V62H59ZM158 63H159V62H158ZM185 63H186V62H185ZM231 63H232V62H231ZM262 63H263V62H262ZM7 64H8V63H7ZM12 64H14V62H13ZM52 64H53V63H52ZM61 64H62V63H61ZM82 64H83V63H82ZM105 64H106V63H105ZM112 64H113V62H112ZM122 64H123V63H122ZM156 64H157V63H156ZM241 64H242V63H241ZM2 65H3V64H2ZM14 65H15V64H14ZM27 65H28V64H27ZM74 65H75V64H74ZM85 65H86V64H85ZM138 65H139V64H138ZM147 65H148V64H147ZM178 65H179V64H178ZM187 65H188V64H187ZM196 65H197V64H196ZM210 65H211V64H210ZM216 65H217V64H216ZM251 65H252V63H251ZM258 65H259V64H258ZM89 66H90V65H89ZM98 66H99V65H98ZM140 66H141V65H140ZM163 66H164V65H163ZM170 66H171V65H170ZM180 66H181V65H180ZM208 66H209V64H208ZM217 66H218V65H217ZM222 66H224V65H222ZM12 67H13V66H12ZM82 67H83V66H82ZM82 67H81V68H82ZM85 67H87V66H85ZM108 67H109V66H108ZM165 67H167V66H165ZM168 67H169V66H168ZM168 67H167V68H168ZM193 67H195V65H194ZM209 67H210V66H209ZM225 67H226V66H225ZM227 67H228V66H227ZM230 67H231V66H230ZM235 67H236V66H235ZM237 67H238V66H237ZM237 67H236V68H237ZM240 67H241V66H240ZM242 67H243V66H242ZM83 68H84V67H83ZM132 68H133V67H132ZM136 68H137V67H136ZM161 68H162V67H161ZM170 68H171V67H170ZM211 68H212V67H211ZM247 68H248V67H247ZM252 68H253V67H252ZM6 69H7V68H6ZM27 69H29V68H27ZM86 69H88V68H86ZM95 69H96V68H95ZM109 69H110V67H109ZM115 69H116V67H115ZM123 69H124V68H123ZM195 69H196V68H195ZM195 69H194V70H195ZM249 69H250V68H249ZM74 70H75V69H74ZM74 70H73V71H74ZM82 70H83V69H82ZM162 70H163V68H162ZM243 70H244V69H243ZM251 70H252V69H251ZM262 70H263V69H262ZM8 71H9V70H8ZM10 71H11V70H10ZM14 71H15V70H14ZM53 71H54V70H53ZM71 71H72V70H71ZM93 71H94V69H93ZM99 71H100V70H99ZM102 71H103V70H102ZM115 71H118V70H115ZM139 71H140V70H139ZM152 71H153V70H151L150 72H152ZM182 71H183V70H182ZM185 71H186V70H185ZM197 71H198V70H197ZM214 71H215V70H214ZM259 71H260V70H259ZM34 72H35V71H34ZM55 72H56V71H55ZM64 72H65V71H64ZM78 72H79V71H78ZM84 72H85V71H84ZM88 72H89V71H88ZM118 72H119V74H120L121 71H118ZM131 72H133V71H131ZM170 72H171V71H170ZM170 72H169V73H170ZM215 72H216V71H215ZM2 73H3V72H2ZM5 73H6V71H5ZM86 73H87V71H86ZM91 73H92V72H91ZM102 73H103V72H102ZM113 73H114V72H113ZM121 73H122V72H121ZM123 73H124V72H123ZM126 73H127V71H126ZM173 73H174V72H173ZM218 73H219V72H218ZM231 73H232V72H231ZM27 74H28V72L26 73V75H27ZM45 74H46V73H45ZM79 74H80V73H79ZM111 74H112V73H111ZM134 74H136V73H134ZM147 74H148V73H147ZM153 74H154V73H153ZM157 74H158V73H157ZM157 74H156V76H157ZM175 74H176V73H175ZM213 74H214V73H213ZM241 74H242V73H241ZM244 74H245V73H244ZM33 75H34V74H33ZM65 75H67V74H65ZM80 75H81V74H80ZM87 75H88V74H87ZM91 75H92V74H91ZM98 75H99V74H98ZM104 75H105V74H104ZM108 75H109V74H108ZM108 75H107V76H108ZM125 75H126V74H125ZM129 75H130V74H129ZM160 75H161V74H160ZM192 75H193V74H192ZM218 75H219V74H218ZM14 76H15V75H14ZM102 76H103V75H102ZM130 76H132V75H130ZM165 76H166V75H165ZM185 76H186V75H185ZM246 76H248V75H246ZM83 77H84V76H83ZM87 77H88V76H87ZM94 77H95V76H94ZM120 77H121V76H120ZM120 77H119V78H120ZM128 77H129V76H128ZM136 77H137V76H136ZM221 77H222V76H221ZM248 77H250V76H248ZM22 78H23V77H22ZM24 78H25V77H24ZM35 78H36V77H35ZM113 78H114V77H113ZM172 78H173V77H172ZM180 78H182V77H180ZM197 78H198V77H197ZM242 78H243V77H242ZM32 79H33V78H32ZM70 79H71V77H70ZM109 79H110V78H109ZM158 79H159V78H158ZM193 79H194V78H193ZM212 79H213V78H212ZM219 79L221 80V78H219ZM240 79H241V78H240ZM247 79H248V78H247ZM20 80H21V79H20ZM66 80H67V79H66ZM82 80H83V78H82ZM134 80H135V79H134ZM136 80H138V79H136ZM162 80H163V79H162ZM162 80H161V81H162ZM197 80H198V79H197ZM199 80H200V79H199ZM220 80H218V81H220ZM223 80H225V79H223ZM250 80H251V79H250ZM87 81H88V80H87ZM147 81H148V80H147ZM152 81H153V80H152ZM14 82H16V81H14ZM78 82H79V81H78ZM88 82H89V81H88ZM92 82H93V81H92ZM104 82H105V81H104ZM134 82H135V81H134ZM137 82H139V80H138ZM141 82H142V81H141ZM175 82H176V81H175ZM194 82H195V81H194ZM194 82H193V83H194ZM215 82H216V80H215ZM221 82H222V81H221ZM228 82H229V80H228ZM249 82H250V81H249ZM25 83H26V82H25ZM99 83H100V82H99ZM102 83H103V82H102ZM105 83H107V82H105ZM135 83H136V82H135ZM170 83H171V82H170ZM223 83H224V82H223ZM223 83H222V84H223ZM261 83H262V82H261ZM5 84H6V83H5ZM26 84H27V83H26ZM89 84H90V83H89ZM115 84H116V83H115ZM120 84H121V83H120ZM129 84H130V83H129ZM155 84H156V83H155ZM176 84L178 85V83H176ZM194 84H196V83H194ZM226 84H227V83H226ZM241 84H242V83H241ZM251 84H252V82H251ZM255 84H256V83H255ZM259 84H260V82H259ZM68 85H69V84H68ZM79 85H80V84H79ZM86 85H88V84H86ZM102 85H103V84H102ZM104 85H105V84H104ZM123 85H124V84H123ZM140 85H141V84H140ZM169 85H171V84H169ZM191 85H192V84H191ZM252 85H253V84H252ZM0 86H1V85H0ZM8 86H9V85H8ZM28 86H29V85H28ZM74 86H75V85H74ZM76 86H77V85H76ZM80 86H81V85H80ZM99 86H100V85H99ZM116 86H117V85H116ZM141 86H142V85H141ZM164 86H165V85H164ZM185 86H186V85H185ZM187 86H188V85H187ZM256 86H257V85H256ZM70 87H71V86H70ZM81 87H82V86H81ZM105 87H106V86H105ZM118 87H119V86H118ZM150 87H151V86H150ZM174 87H175V86H174ZM174 87H173V88H174ZM181 87H182V86H181ZM3 88H4V87H3ZM82 88H83V87H82ZM102 88H103V87H102ZM170 88H172V87H170ZM185 88H186V87H185ZM185 88H184V89H185ZM188 88H190V87H188ZM205 88H206V87H205ZM221 88H222V87H221ZM1 89H2V88H1ZM22 89H23V88H22ZM60 89H61V88H60ZM88 89H89V88H88ZM108 89H109V88H108ZM115 89H116V88H115ZM122 89H123V88H122ZM150 89H151V88H150ZM195 89H196V88H195ZM197 89H198V88H197ZM211 89H212V87H211ZM223 89H224V88H223ZM252 89H254V88H252ZM26 90H27V89H26ZM36 90H37V89H36ZM77 90H78V89H77ZM100 90H101V89H100ZM128 90H129V89H128ZM128 90H127V91H128ZM143 90H144V89H143ZM153 90H154V89H153ZM157 90H158V89H157ZM176 90H177V89H176ZM215 90H218V91L220 92L219 88H218V89L215 88ZM2 91H3V90H2ZM6 91H7V89H6ZM6 91H5V92H6ZM69 91H70V89H69ZM86 91H87V90H86ZM104 91H105V90H104ZM118 91H119V90H118ZM121 91H122V90H121ZM139 91H140V90H139ZM146 91H147V90H146ZM186 91H187V90H186ZM227 91H228V90H227ZM237 91H238V90H237ZM259 91H260V90H259ZM10 92H11V91H10ZM77 92H78V91H77ZM77 92H74V94L77 93ZM79 92H80V91H79ZM84 92H85V91H84ZM143 92H144V91H143ZM159 92H161V91H159ZM164 92H165V91H164ZM173 92H174V91H173ZM180 92H181V91H180ZM260 92H261V91H260ZM11 93H12V92H11ZM91 93H93V92H91ZM119 93L121 94V92H119ZM127 93H129V92H127ZM130 93H131V92H130ZM141 93H142V91H141ZM211 93H212V92H211ZM261 93H262V92H261ZM37 94H38V93H37ZM65 94H66V93H65ZM68 94H69V93H68ZM79 94H80V93H79ZM96 94H97V93H96ZM98 94H99V93H98ZM101 94H102V93H101ZM106 94H107V92H106ZM113 94H114V92H113ZM115 94H116V93H115ZM136 94H137V93H136ZM154 94H156V91H155ZM178 94H179V93H178ZM184 94H186V93H184ZM229 94H230V93H229ZM238 94H239V93H238ZM251 94H252V92H251ZM18 95H19V94H18ZM22 95H23V94H22ZM57 95H58V94H57ZM72 95H73V94H72ZM80 95H81V94H80ZM91 95H92V94H91ZM117 95H118V94H117ZM124 95H125V93H124ZM130 95L132 96V94H130ZM144 95H145V94H144ZM165 95H166V94H165ZM172 95H173V94H172ZM190 95H191V94H190ZM242 95H243V94H242ZM262 95H263V93H262ZM2 96H5V94L2 95ZM36 96H37V95H36ZM103 96H105V95H103ZM118 96H119V95H118ZM122 96H123V95H122ZM160 96H161V95H160ZM163 96H164V95H163ZM175 96H176V95H175ZM196 96H197V95H196ZM212 96H213V95H212ZM214 96H216V95H214ZM214 96H213V97H214ZM221 96H223V95H221ZM251 96H252V95H251ZM263 96H264V95H263ZM68 97H69V96H68ZM73 97H74V96H73ZM97 97H98V96H97ZM101 97H102V96H101ZM106 97H107V96H106ZM115 97H116V96H115ZM126 97H127V96H126ZM149 97H151V96H149ZM171 97H172V96H171ZM3 98H4V97H3ZM13 98H15V97H13ZM45 98H46V97H45ZM74 98H75V97H74ZM81 98H82V97H81ZM87 98H88V97H87ZM90 98H91V97H90ZM110 98H111V97H110ZM112 98H113V97H112ZM116 98H117V97H116ZM122 98H123V97H122ZM122 98H121V99H122ZM134 98H135V97H134ZM144 98H145V97H144ZM151 98H152V97H151ZM197 98H198V97H197ZM214 98H215V97H214ZM222 98H223V97H222ZM250 98H251V97H250ZM4 99H5V98H4ZM46 99H47V98H46ZM67 99H68V98H67ZM136 99H137V98H136ZM166 99H167V98H166ZM168 99H169V98H168ZM210 99H211V98H210ZM218 99H219V98H218ZM74 100H75V99H74ZM80 100H82V99H80ZM91 100H92V99H91ZM160 100H161V98H160ZM170 100H171V99H170ZM175 100H176V98H175ZM177 100H178V98H177ZM192 100H193V99H192ZM237 100H238V98H237ZM111 101H112V99H111ZM117 101H118V99H117ZM119 101H120V100H119ZM137 101H138V100H137ZM149 101H150V100H148V102H149ZM181 101H182V100H181ZM181 101H180V102H181ZM217 101H219V100H217ZM248 101H249V100H248ZM37 102H38V101H37ZM65 102H66V101H65ZM75 102H76V101H75ZM80 102H81V101H80ZM89 102H90V101H89ZM127 102H129V101H127ZM144 102H145V101H144ZM150 102H151V101H150ZM153 102H154V101H153ZM165 102H166V101H165ZM167 102H169V101L167 100ZM173 102H174V101H173ZM188 102H189V101H188ZM197 102H200V101H197ZM204 102H205V101H204ZM215 102H216V101H215ZM53 103H54V102H53ZM76 103H77V102H76ZM83 103H84V102H83ZM87 103H88V102H87ZM94 103H95V102H94ZM120 103H121V102H120ZM137 103H138V102H137ZM146 103H147V102H146ZM154 103H155V102H154ZM190 103H191V102H189V104H190ZM193 103H195V102H193ZM205 103H206V102H205ZM233 103H234V102H233ZM235 103H236V102H235ZM249 103H250V102H249ZM254 103H255V101H254ZM79 104H81V103H79ZM96 104H97V103H96ZM110 104H111V103H110ZM126 104H127V103H126ZM169 104H170V102H169ZM173 104H174V103H173ZM185 104H186V103H185ZM196 104H197V103H196ZM200 104H201V103H200ZM47 105H48V104H47ZM49 105H50V104H49ZM70 105H71V104H70ZM100 105H101V104H100ZM100 105H99V106H100ZM179 105H180V104H179ZM181 105H183V104L181 103ZM213 105H214V104H213ZM86 106H87V105H86ZM92 106H93V105H92ZM103 106H104V105H103ZM124 106H125V105H124ZM138 106H139V105H138ZM146 106H147V105H146ZM148 106H149V105H148ZM153 106H155V105H153ZM161 106H162V105H161ZM166 106L168 107V105H166ZM183 106H184V105H183ZM227 106H228V105H227ZM70 107H71V106H70ZM87 107H89V105H88ZM107 107H108V106H107ZM117 107H118V105H117ZM126 107H127V106H126ZM134 107H135V106H134ZM140 107H141V106H140ZM140 107H138V108L140 109ZM196 107H197V106H196ZM199 107H200V106H199ZM245 107H246V106H245ZM250 107H251V106H250ZM42 108H43V107H42ZM82 108H83V107H82ZM82 108H81V109H82ZM108 108H109V107H108ZM128 108H130V106H129ZM175 108H176V107H175ZM182 108H183V107H182ZM254 108H255V107H254ZM257 108H258V107H257ZM263 108H264V107H263ZM67 109H68V108H67ZM76 109H77V108H76ZM88 109H89V108H88ZM113 109H114V108H113ZM136 109H137V108H136ZM152 109H153V108H152ZM162 109H163V108H161V110H162ZM196 109H197V108H196ZM201 109H202V108H201ZM235 109H236V108H235ZM249 109H250V108H249ZM50 110H51V109H50ZM70 110H71V109H70ZM118 110H119V109H118ZM131 110H132V109H131ZM131 110H130V112H131ZM144 110H145V109H144ZM144 110H143V111H144ZM147 110H148V109H147ZM159 110H160V109H159ZM174 110H175V109H174ZM236 110H237V109H236ZM261 110H262V109H261ZM74 111H75V110H74ZM94 111H95V110H94ZM97 111H99V110H97ZM113 111H114V110H113ZM121 111H122V110H120V112H121ZM126 111H127V109H126ZM126 111H125V112H126ZM128 111H129V110H128ZM139 111H140V110H139ZM149 111H151V110H149ZM155 111H156V110H155ZM180 111H181V110H180ZM229 111H230V110H229ZM251 112H252V109H251ZM254 112H255V111H254ZM25 113H26V112H25ZM46 113H47V112H46ZM46 113H45V114H46ZM78 113H79V112H78ZM165 113H166V112H165ZM189 113H190V112H189ZM230 113H232V112H230ZM263 113H264V112H263ZM45 114H44V115H45ZM85 114H86V113H85ZM103 114H104V113H103ZM108 114H109V113H108ZM124 114H125V113H124ZM127 114H128V113H127ZM144 114H145V113H144ZM155 114H156V112H155ZM182 114H183V112H182ZM204 114H205V113H204ZM253 114H254V113H253ZM253 114H252V115H253ZM261 114H262V113H261ZM41 115H42V114H41ZM147 115H148V113L146 114V116H147ZM149 115H150V114H149ZM151 115H152V114H151ZM252 115H250V116H252ZM25 116H26V115H25ZM45 116H46V115H45ZM94 116H95V115H94ZM105 116H106V115H105ZM124 116H125V115H123V117H124ZM130 116H131V114H130ZM134 116H135V115H134ZM134 116H133V117H134ZM138 116H139V115H138ZM157 116H158V115H157ZM167 116H168V115H167ZM167 116H166V117H167ZM174 116H175V115H174ZM181 116H182V115H181ZM186 116H187V115H186ZM245 116H246V115H245ZM245 116H244V117H245ZM50 117H51V116H50ZM99 117H100V116H99ZM99 117H96V119L99 118ZM101 117H102V116H101ZM113 117H114V116H113ZM113 117H112V118H113ZM149 117H150V116H149ZM169 117H170V116H169ZM176 117H177V116H176ZM183 117H184V116H183ZM205 117H206V116H205ZM260 117H261V116H260ZM17 118H18V117H17ZM38 118H39V117H38ZM44 118H45V117H44ZM52 118H53V117H52ZM117 118H118V117H117ZM124 118H125V117H124ZM126 118H127V115H126ZM129 118H130V117H129ZM143 118H144V117H143ZM147 118H148V117H147ZM174 118H175V117H174ZM177 118H179V117H177ZM191 118H192V117H191ZM215 118H216V117H215ZM233 118H234V117H233ZM246 118H247V116H246ZM248 118H249V117H248ZM255 118H256V117L254 116V119H255ZM94 119H95V118H94ZM118 119H119V118H118ZM137 119H138V117H137ZM139 119H140V118H139ZM144 119H145V118H144ZM144 119H143V120H144ZM158 119H159V118H158ZM167 119H168V118H167ZM189 119H190V118H189ZM223 119H224V118H223ZM254 119H253V120H254ZM1 120H2V119H1ZM14 120H15V119H14ZM31 120H32V119H31ZM35 120H36V119H35ZM52 120H53V119H52ZM98 120H99V119H98ZM109 120H110V119H109ZM111 120H113V119H111ZM124 120H125V119H124ZM133 120H134V119H133ZM141 120H142V118H141ZM161 120H162V119H161ZM165 120H166V119H165ZM179 120H180V119H179ZM191 120H192V119H191ZM250 120H251V119H250ZM255 120H256V119H255ZM24 121H25V120H24ZM26 121H27V120H26ZM26 121H25V122H26ZM38 121H39V120H38ZM43 121H44V120H43ZM50 121H51V120H50ZM96 121H97V120H96ZM139 121H140V120H139ZM167 121H168V120H167ZM174 121H175V120H174ZM192 121H194V120H192ZM214 121H215V120H214ZM217 121H218V120H217ZM257 121H258V120H257ZM4 122H5V121H4ZM13 122H14V121H12V123H13ZM51 122H53V121H51ZM85 122H86V121H85ZM92 122H94V121H92ZM102 122H103V121H101V123H102ZM117 122H118V120H117ZM142 122H143V121H142ZM146 122H147V121H146ZM148 122H149V121H148ZM163 122H164V121H163ZM165 122H166V121H165ZM197 122H198V121H197ZM211 122H212V121H211ZM252 122H253V121H252ZM261 122H262V121H261ZM7 123H8V122H7ZM15 123H16V122H15ZM19 123H20V122H19ZM48 123H49V122H48ZM57 123L59 124V122H57ZM107 123H108V122H107ZM128 123H129V122H128ZM130 123H131V122H130ZM135 123H136V122H135ZM161 123H162V122H161ZM171 123H172V122H171ZM218 123H219V122H218ZM238 123H239V122H237V124H238ZM247 123H248V122H247ZM249 123H250V122H249ZM254 123H255V122H254ZM254 123H251V124H254ZM13 124H14V123H13ZM39 124H40V123H39ZM103 124H104V123H103ZM109 124H110V123H109ZM115 124H116V123H115ZM144 124H145V123H144ZM162 124H163V123H162ZM168 124H169V123H168ZM187 124H188V123H187ZM196 124H197V123H196ZM198 124H199V123H198ZM47 125H48V124H47ZM50 125H51V124H50ZM107 125H108V124H107ZM146 125H147V124H145V126H146ZM152 125H153V124H152ZM152 125H151V126H152ZM159 125H160V124H159ZM173 125H174V124H173ZM177 125H178V124H177ZM189 125H190V124H189ZM189 125H188V126H189ZM216 125H217V124H216ZM255 125H257V124H255ZM0 126H2V125H0ZM15 126H16V125H15ZM18 126H19V124H18ZM31 126H32V125H31ZM96 126H97V124H96ZM110 126H112V125H110ZM113 126H114V125H113ZM128 126H129V125H128ZM154 126H155V125H154ZM156 126H157V125H156ZM179 126H180V125H179ZM197 126H198V125H197ZM210 126H211V125H210ZM220 126H221V125H220ZM4 127H5V126H4ZM45 127H47V126H45ZM52 127H53V126H52ZM56 127H57V126H56ZM88 127H89V126H88ZM88 127H87V128H88ZM99 127H100V126H99ZM105 127H106V126H105ZM107 127H108V126H107ZM114 127H115V126H114ZM166 127H167V126H166ZM173 127H174V126H173ZM201 127H202V126H201ZM217 127H218V125H217ZM250 127H251V126H250ZM256 127H257V126H256ZM256 127H255V128H256ZM5 128H6V127H5ZM10 128H11V127H10ZM53 128H55V127H53ZM53 128H51V129H53ZM144 128H145V127H144ZM162 128H163V127H162ZM178 128H179V127H178ZM230 128H231V125H230ZM239 128L242 129V128H244V127L241 128V127L239 126ZM251 128H252V127H251ZM255 128H254V129H255ZM26 129H27V128H26ZM39 129H40V128H39ZM41 129H43V128H41ZM41 129H40V130H41ZM90 129H91V128H90ZM95 129H96V128H95ZM97 129H99V128H97ZM145 129H146V128H145ZM155 129H156V128H155ZM158 129H159V128H158ZM209 129H210V128H209ZM220 129H221V128H220ZM0 130H1V128H0ZM2 130H3V129H2ZM6 130H7V128H6ZM114 130H116V129H114ZM120 130H121V129H120ZM170 130H171V129H170ZM195 130H196V129H195ZM200 130H201V129H200ZM8 131H9V129H8ZM10 131H11V130H10ZM12 131H13V130H12ZM34 131H35V130H34ZM44 131H45V130H44ZM109 131H110V130H109ZM137 131H138V130H137ZM167 131H168V130H167ZM205 131H206V130H205ZM250 131H251V130H250ZM0 132H1V131H0ZM25 132H26V131H25ZM118 132H119V131H118ZM120 132H121V131H120ZM120 132H119V133H120ZM141 132H142V131H141ZM155 132H156V131H155ZM158 132H159V131L157 130V133H158ZM209 132H210V130H209ZM217 132H218V131H217ZM235 132H236V131H235ZM235 132H234V133H235ZM251 132H253V131H251ZM255 132H257V131H255ZM3 133H6V132H3ZM41 133H42V132H41ZM46 133H48V132H46ZM49 133H51V132H49ZM116 133H117V132H116ZM151 133H152V132H151ZM161 133H162V132H161ZM165 133H167V132H165ZM165 133H164V134H165ZM197 133H198V132H197ZM201 133H202V132H201ZM213 133H215V132H213ZM220 133H221V132H219V134H220ZM223 133H224V132H223ZM223 133H222V134H223ZM231 133H232V132H231ZM241 133H242V132H241ZM0 134H1V133H0ZM14 134H15V133H14ZM17 134H18V133H17ZM19 134H20V132H19ZM42 134H43V133H42ZM71 134H72V132H71ZM91 134H92V133H91ZM138 134H139V133H138ZM138 134H137V135H138ZM152 134H153V133H152ZM167 134H168V133H167ZM173 134H174V133H173ZM176 134H177V133H176ZM202 134H203V133H202ZM216 134H217V133H216ZM219 134H218V135H219ZM245 134H246V133H245ZM261 134H262V133H261ZM1 135H2V134H1ZM5 135H7V134H5ZM20 135H21V134H20ZM26 135L28 136V134H26ZM36 135H37V134H36ZM47 135H48V134H47ZM53 135H54V133H53ZM88 135H89V134H88ZM100 135H101V134H100ZM111 135H112V134H111ZM133 135H134V134H133ZM137 135H136L135 137H137ZM143 135H144V134H143ZM145 135H146V134H145ZM169 135H170V134H169ZM246 135H247V134H246ZM10 136H11V135H10ZM14 136H15V135H14ZM16 136H18V135H16ZM42 136H43V135H42ZM96 136H97V135H96ZM96 136H95V137H96ZM105 136H106V135H105ZM109 136H110V135H109ZM159 136H160V135H159ZM162 136H163V134H162ZM162 136H161V137H162ZM167 136H168V135H167ZM174 136H175V134H174ZM174 136H173V138H172L173 141H174ZM194 136H195V135H194ZM202 136H203V135H202ZM206 136H207V135H206ZM223 136H224V135H223ZM250 136H251V135H250ZM257 136H258V135H257ZM1 137H3V136H1ZM18 137H19V136H18ZM20 137H21V136H20ZM28 137H29V136H28ZM34 137H35V136H34ZM87 137H88V136H87ZM91 137H93V136H91ZM135 137H134V138H135ZM138 137H139V136H138ZM150 137H151V136H150ZM196 137H197V135H196ZM234 137H235V136H234ZM236 137H237V136H236ZM238 137H239V136H238ZM244 137H245V136H244ZM61 138H62V137H61ZM96 138H97V137H96ZM96 138H95V139H96ZM153 138H154V137H153ZM201 138H202V137H201ZM225 138H227V137H225ZM225 138H224V139H225ZM250 138H251V137H250ZM256 138H257V137H256ZM1 139H2V138H1ZM14 139H15V138H14ZM17 139H18V138H17ZM17 139H16V140H17ZM62 139H63V138H62ZM97 139H98V138H97ZM108 139H110V138H108ZM146 139H147V138H146ZM169 139H170V138H169ZM172 139H171V141H172ZM204 139H205V138H204ZM208 139H210V138H208ZM208 139H207V140H208ZM216 139H218V138H216ZM228 139H229V138H228ZM241 139H242V137H241ZM253 139H255V138H253ZM5 140H7V139H5ZM36 140H37V139H36ZM38 140H39V139H38ZM57 140H58V139H57ZM88 140H89V139H88ZM98 140H99V139H98ZM98 140H97V141H98ZM102 140H103V139H102ZM102 140H101V141H102ZM105 140H106V139H105ZM105 140H104V141H105ZM125 140H126V139H125ZM128 140H129V139H128ZM128 140H127V141H128ZM155 140H156V138H155ZM161 140L163 141V139H161ZM190 140H191V139H190ZM190 140H189V141H190ZM193 140H194V139H193ZM195 140H196V139H195ZM207 140H206V141H207ZM236 140H237V138H236ZM242 140H243V139H242ZM26 141H27V140H26ZM54 141H55V140H54ZM70 141H71V140H70ZM97 141H96V142H97ZM99 141H100V140H99ZM162 141H161V142H162ZM169 141H170V140H169ZM183 141H184V140H183ZM183 141H182V142H183ZM189 141H188V142H189ZM201 141H202V140H201ZM203 141H205V140H203ZM210 141H211V140H210ZM240 141H241V140H240ZM36 142H37V141H36ZM51 142H52V141H51ZM92 142H93V141H92ZM106 142L108 143V141H106ZM112 142H115V141H112ZM136 142H137V141H136ZM138 142H139V139H138ZM161 142H160V143H161ZM177 142H178V141H177ZM185 142H186V140H185ZM216 142H218V140H217ZM221 142H222V141H221ZM231 142H232V141H231ZM243 142H244V141H243ZM250 142H251V141H250ZM30 143H31V142H30ZM30 143H28V144L30 145ZM44 143H45V142H44ZM46 143H47V142H46ZM46 143H45V144H46ZM70 143H71V142H70ZM87 143H88V142H87ZM98 143H99V142H98ZM104 143H105V142H104ZM134 143H135V142H134ZM141 143H142V142H141ZM141 143H140V144H141ZM153 143H154V142H153ZM165 143H166V141H165ZM175 143H176V142H175ZM191 143H192V142H191ZM194 143H195V142H194ZM199 143H200V142H199ZM202 143H203V142H202ZM202 143H201V144H202ZM204 143H205V142H204ZM214 143H215V142H214ZM226 143H227V142H226ZM238 143H239V142H238ZM240 143H241V142H240ZM246 143H248V141H247ZM252 143H253V142H252ZM26 144H27V143H26ZM54 144H55V143H54ZM117 144H121V143H117ZM123 144H124V143H123ZM125 144H126V142H125ZM127 144L130 145L131 143L128 142ZM161 144H162V143H161ZM166 144H167V143H166ZM181 144H182V143H181ZM215 144H217V143H215ZM215 144H214V145H215ZM223 144H224V141H223ZM250 144H251V143H250ZM257 144H258V143H257ZM31 145H32V144H31ZM40 145H41V144H40ZM57 145H58V144H57ZM91 145H92V144H91ZM121 145H122V144H121ZM152 145H153V144H152ZM157 145H158V144H157ZM191 145H192V144H191ZM191 145H190V146H191ZM193 145H194V144H193ZM233 145H234V144H233ZM236 145H237V144H236ZM238 145H239V144H238ZM251 145H252V144H251ZM253 145H254V144H253ZM253 145H252V146H253ZM7 146H8V145H7ZM21 146H22V144H21ZM33 146H34V145H33ZM38 146H39V145H38ZM89 146H90V145H89ZM92 146H93V145H92ZM92 146H91V147H92ZM94 146H95V143H94ZM107 146H108V145H107ZM117 146H118V145H117ZM127 146H128V145H127ZM148 146H149V145H148ZM154 146H155V144H154ZM161 146H162V145H161ZM165 146H166V145H165ZM174 146H175V145H174ZM190 146H189V147H190ZM195 146H196V145H195ZM220 146H221V145H220ZM228 146H229V145H228ZM242 146H243V145H242ZM246 146H247V145H246ZM249 146H250V145H249ZM254 146H255V145H254ZM26 147H27V146H26ZM100 147H101V146H100ZM118 147H119V146H118ZM125 147H126V145H125ZM131 147H133V146H131ZM134 147H135V146H134ZM155 147H156V146H155ZM169 147H170V146H169ZM180 147H181V146H180ZM185 147H186V146H185ZM191 147H193V146H191ZM201 147H202V146H201ZM206 147H207V145H206ZM217 147H218V145H217ZM243 147H244V146H243ZM262 147H263V146H262ZM24 148H25V147H24ZM89 148H90V147H89ZM94 148H95V147H94ZM101 148H102V147H101ZM143 148H144V147H143ZM143 148H142V149H143ZM210 148H211V147H210ZM220 148H222V147H220ZM229 148H230V147H229ZM229 148H228V149H229ZM238 148H239V147H238ZM251 148H252V147H251ZM22 149H23V148H22ZM106 149H107V148H106ZM109 149H110V148H109ZM122 149H124V148H122ZM122 149H121V150H122ZM153 149H154V148H153ZM173 149H174V148H173ZM198 149H199V148H198ZM236 149H237V148H236ZM241 149H242V147H241ZM253 149H255V147H253ZM253 149H251V150H253ZM26 150H27V149H26ZM26 150H25V151H26ZM56 150H57V149H56ZM119 150H120V148H119ZM126 150H128V149L126 148ZM126 150H125V151H126ZM140 150H141V149H140ZM154 150H155V149H154ZM170 150H171V149H170ZM178 150H179V149H178ZM200 150H201V148H200ZM207 150H208V148H207ZM229 150H230V149H229ZM31 151H32V150H31ZM37 151H38V150H37ZM50 151H51V150H50ZM81 151H82V150H81ZM102 151H103V150H102ZM105 151H106V150H105ZM117 151H118V150H117ZM123 151H124V150H122V152H123ZM125 151H124V152H125ZM128 151H129V150H128ZM156 151H157V150H156ZM158 151L161 152V150H158ZM166 151H167V149H166ZM179 151L181 152V150H179ZM185 151H186V150H185ZM190 151H191V150H190ZM201 151H202V150H201ZM214 151H215V150H214ZM233 151H234V150H233ZM254 151H255V150H254ZM261 151H262V150H260V151H258V152L255 151V152H256V153H259V152H261ZM57 152H58V151H57ZM57 152H56V153H57ZM74 152H75V151H74ZM120 152H121V151H119L118 153H120ZM146 152H147V151H146ZM151 152H152V151H151ZM199 152H200V151H199ZM208 152H209V151H208ZM250 152H251V151H250ZM27 153H28V152H27ZM153 153H154V152H152V154H153ZM171 153H172V152H171ZM191 153H192V151H191ZM234 153H235V152H234ZM242 153H243V152H242ZM248 153H249V152H248ZM29 154H30V153H29ZM37 154H38V153H37ZM121 154H122V153H121ZM129 154H130V153H129ZM129 154H128V155H129ZM132 154H133V153H132ZM132 154H131V155H132ZM179 154H180V153H179ZM202 154H203V153H202ZM207 154H208V153H207ZM230 154H231V153H230ZM259 154H260V153H259ZM24 155H25V154H24ZM39 155H40V154H39ZM103 155H105V154L103 153ZM141 155H142V154H141ZM153 155H154V154H153ZM161 155H162V154H161ZM165 155H166V154H165ZM168 155H169V153H168ZM204 155H206V154H204ZM248 155H249V154H248ZM28 156H29V155H28ZM70 156H71V155H70ZM96 156H97V152H96ZM101 156H102V155H101ZM149 156H150V155H149ZM173 156H174V155H173ZM176 156H177V155H176ZM208 156H209V155H208ZM221 156H222V155H221ZM230 156H231V155H230ZM238 156H239V155H238ZM261 156H262V155H261ZM261 156H260V157H261ZM30 157H31V156H30ZM102 157H103V156H102ZM106 157H107V156H106ZM138 157H140V156H138ZM138 157H137V158H138ZM165 157H166V156H165ZM171 157H172V156H171ZM179 157H180V156H179ZM196 157H198V156L196 155ZM209 157H210V156H209ZM226 157H227V156H226ZM239 157H240V156H239ZM247 157H248V156H247ZM253 157H254V156H253ZM255 157H256V156H255ZM263 157H264V156H263ZM263 157H262V158H263ZM49 158H50V157H49ZM56 158H57V157H56ZM94 158H95V157H94ZM94 158H93V160H94ZM99 158H100V157H99ZM115 158H116V157H115ZM119 158H120V157H119ZM126 158H127V157H126ZM146 158H148V157H146ZM173 158H174V157H173ZM199 158H200V157H199ZM221 158H222V157H221ZM221 158H219V159H221ZM244 158H245V157H244ZM257 158H258V157H257ZM0 159L2 160V158H0ZM47 159H48V158H47ZM50 159H51V158H50ZM95 159H96V158H95ZM101 159H102V158H101ZM103 159H104V158H103ZM121 159H122V158H121ZM142 159H143V158H142ZM153 159H155V158H153ZM160 159H161V158H160ZM163 159H164V158H163ZM169 159H170V158H169ZM216 159H217V158H216ZM233 159H234V158H233ZM258 159H259V158H258ZM3 160H4V159H3ZM53 160H54V159H53ZM89 160H90V159H89ZM97 160H98V159H97ZM99 160H100V159H99ZM127 160H128V159H127ZM145 160H146V159H145ZM157 160H158V159H157ZM224 160H225V159H224ZM234 160H235V159H234ZM249 160H250V159H249ZM47 161H48V160H47ZM55 161H56V160H55ZM72 161H73V160H72ZM95 161H96V160H95ZM108 161H109V160H108ZM117 161H118V160H117ZM117 161H116V162H117ZM124 161H125V160H124ZM124 161H123V162H124ZM177 161H178V160H177ZM181 161H183V159H182ZM184 161H185V160H184ZM204 161H206V160H204ZM209 161H210V160H209ZM222 161H223V160H222ZM232 161H233V160H232ZM245 161H246V160H245ZM256 161H257V160H256ZM262 161H263V160H262ZM97 162H98V161H97ZM129 162H130V161H129ZM148 162H149V161H148ZM151 162H152V161H151ZM151 162H149V163L151 164ZM158 162H159V161H158ZM165 162H166V161H165ZM201 162H202V161H201ZM212 162H214V161H212ZM251 162H252V161H251ZM4 163H5V162H4ZM4 163H3V164H4ZM47 163H48V162H47ZM102 163H104V162H102ZM108 163H109V162H108ZM108 163L105 164V165H108ZM110 163H111V161H110ZM110 163H109V164H110ZM124 163H125V162H124ZM153 163H155V162L153 161ZM168 163H169V162H168ZM175 163H176V162H175ZM178 163H179V162H178ZM191 163H192V162H191ZM204 163H205V162H204ZM206 163L208 164V162H206ZM214 163H215V162H214ZM218 163H219V162H218ZM220 163H221V162H220ZM233 163H234V162H233ZM233 163H232V164H233ZM237 163H238V161H237ZM237 163H236V164H237ZM254 163H255V162H254ZM257 163H258V161H257ZM260 163H261V162H260ZM260 163H258V164H260ZM5 164H6V163H5ZM44 164H45V163H44ZM44 164H43V165H44ZM71 164H72V163H71ZM119 164H120V163H119ZM133 164H134V163H133ZM171 164H172V163H171ZM193 164H194V163H193ZM200 164H201V163H200ZM226 164H227V163H226ZM241 164H242V163H241ZM52 165H53V164H52ZM93 165H94V164H93ZM96 165H98V163H97ZM121 165H122V164H121ZM148 165H149V164H148ZM173 165H175L174 162H173ZM191 165H192V164H191ZM195 165H196V164H195ZM197 165H198V164H197ZM209 165H212V164H209ZM248 165H249V164H248ZM248 165H247V167H248ZM251 165H252V164H251ZM49 166H50V165H49ZM99 166H100V165H99ZM110 166H111V165H110ZM116 166H117V165H116ZM116 166H115V167H116ZM138 166H139V164H138ZM149 166H150V165H149ZM165 166H166V165H165ZM170 166H171V165H170ZM184 166H185V165H184ZM193 166H194V165H193ZM5 167H6V166H5ZM5 167H4V168H5ZM52 167H53V166H52ZM107 167H109V166H107ZM131 167H132V166H131ZM131 167L128 166V168H129L128 170H130ZM157 167H158V166H157ZM179 167H180V166H179ZM215 167H216V166H215ZM220 167H221V165H220ZM226 167H227V166H226ZM241 167H242V166H241ZM241 167H240V168H241ZM247 167H246V168H247ZM260 167H261V166H260ZM80 168H81V166H80ZM93 168H94V167H93ZM145 168H146V167H145ZM149 168H151V167H149ZM155 168H156V167H154V169H155ZM167 168H168V167H167ZM173 168H174V166H173ZM195 168H196V167H195ZM201 168H202V167H201ZM2 169H3V168H2ZM45 169H46V168H45ZM49 169H50V168H49ZM57 169H58V168H57ZM94 169H95V168H94ZM134 169H138V168H137V167L135 168V166H134ZM142 169H143V168H142ZM164 169H165V167H164ZM187 169H188V168H187ZM191 169H192V168H191ZM204 169H205V168H204ZM210 169H211V168H209V170H210ZM216 169H217V168H216ZM221 169H222V167H221ZM234 169H235V168H234ZM256 169H258V167H257ZM261 169H262V167H261ZM5 170H6V169H5ZM80 170H81V169H80ZM103 170H104V169H103ZM105 170H106V169H105ZM140 170H141V169H140ZM143 170H144V169H143ZM147 170H148V169H147ZM149 170H150V169H149ZM181 170H182V169H181ZM196 170H197V169H196ZM243 170H244V169H243ZM48 171H49V170H48ZM75 171H76V170H75ZM100 171H102V170H100ZM100 171H99V172H100ZM107 171H108V169H107ZM112 171H113V170H112ZM119 171H120V170H119ZM126 171H127V170H126ZM153 171H154V170H153ZM155 171H156V170H155ZM203 171L205 172V170H203ZM213 171H214V170H213ZM217 171H218V170H217ZM228 171H229V170H228ZM253 171H254V170H253ZM13 172H14V171H13ZM102 172H103V171H102ZM124 172H125V171H124ZM163 172H164V171H163ZM169 172H170V170H169ZM169 172H168V173H169ZM171 172H172V171H171ZM171 172H170V174L172 175ZM179 172H180V171H179ZM183 172H184V171H183ZM186 172H187V171H186ZM196 172H197V171H196ZM222 172H224V171H222ZM235 172L237 173V171H235ZM4 173H5V172H4ZM45 173L48 175L47 172H45ZM70 173H71V172H70ZM108 173H109V172H108ZM148 173H149V171H148ZM188 173H189V172H188ZM206 173H207V172H206ZM214 173H215V172H213V174H214ZM233 173H234V170H233ZM252 173H253V172H252ZM5 174H6V173H5ZM112 174H113V173H112ZM126 174H127V173H126ZM126 174H125V175H126ZM155 174H157V173H155ZM155 174H153V175H155ZM194 174H196V173H194ZM241 174H242V173H241ZM243 174H244V173H243ZM250 174H251V172H250ZM253 174H254V173H253ZM3 175H4V174H3ZM14 175H15V174H14ZM105 175H106V174H105ZM138 175H139V173H138ZM143 175H144V174H143ZM151 175H152V174H151ZM151 175H150V176H151ZM162 175H163V174H162ZM171 175H170V176H171ZM185 175H186V174H185ZM187 175H188V174H187ZM187 175H186V177H187ZM200 175H201V174H200ZM207 175H208V174H207ZM258 175H260V174H258ZM41 176H42V175H41ZM126 176H127V175H126ZM129 176H130V175H129ZM157 176H158V174H157ZM157 176H156V177H157ZM180 176H181V175H180ZM203 176H205V175H203ZM217 176H218V175H217ZM251 176H252V175H251ZM253 176H255V175H253ZM47 177H48V176H47ZM79 177H80V176H79ZM96 177H97V176H96ZM109 177H110V176H109ZM121 177H122V176H121ZM127 177H128V176H127ZM136 177H137V176H136ZM136 177H135V178H136ZM146 177H147V176H146ZM156 177H155V178H156ZM158 177H159V176H158ZM198 177H199V176H198ZM201 177H202V176H201ZM207 177H208V176H207ZM209 177H211V176H209ZM232 177H233V176H232ZM247 177H248V176H247ZM256 177H258V176H256ZM260 177H261V176H260ZM51 178L53 179L52 175H51ZM85 178H86V177H85ZM105 178H106V177H105ZM118 178H119V177H118ZM118 178H117V179H118ZM130 178H131V176H130ZM137 178H138V177H137ZM148 178H149V177H148ZM151 178H152V177H151ZM155 178H154V179H155ZM163 178H164V176H163ZM166 178H167V177H166ZM175 178H176V177H175ZM193 178H194V177H193ZM199 178H200V177H199ZM203 178H204V177H203ZM224 178H225V177H224ZM242 178H243V177H242ZM52 179H51V180H52ZM80 179H81V177H80ZM108 179H109V178H108ZM121 179H122V178H121ZM139 179H140V176H139ZM179 179H180V178H179ZM187 179H188V178H187ZM197 179H198V178H197ZM207 179H208V178H207ZM212 179H213V178H212ZM236 179H237V177H236ZM260 179H261V178H260ZM16 180H17V179H16ZM89 180H90V179H89ZM106 180H107V179H106ZM125 180H126V179H125ZM134 180H135V179H134ZM162 180H163V179H162ZM165 180H167V179H165ZM183 180H184V179H183ZM183 180H182V181H183ZM223 180H224V179H223ZM228 180H229V179H228ZM18 181H19V180H18ZM81 181H82V180H81ZM115 181H116V179H115ZM144 181H145V180H144ZM151 181H152V180H151ZM151 181H150V182H151ZM174 181H176V180H174ZM174 181H172V182L174 183ZM220 181H221V180H220ZM220 181H219V182H220ZM238 181H239V180H238ZM245 181H246V180H245ZM248 181H250V180H248ZM252 181H253V178H252ZM16 182H17V181H16ZM16 182H15V183H16ZM47 182H48V181H47ZM86 182H88V181H86ZM129 182H130V180H129ZM152 182H153V181H152ZM152 182H151V183H152ZM163 182H164V181H163ZM221 182H222V181H221ZM243 182H244V180H243ZM256 182H257V181H256ZM258 182H259V181H258ZM261 182H262V181H261ZM263 182H264V181H263ZM49 183H51V182H49ZM106 183H107V182H106ZM117 183H118V182H117ZM137 183H138V182H137ZM155 183H156V182H155ZM160 183H161V181H160ZM164 183H165V182H164ZM167 183H168V182H167ZM169 183H170V180H169ZM176 183H177V182H176ZM178 183H179V181H178ZM181 183H182V182H181ZM198 183H199V182H198ZM201 183H202V182H201ZM231 183H232V182H231ZM246 183H247V181H246ZM86 184H87V183H86ZM91 184H92V183H91ZM157 184H158V183H157ZM170 184H171V183H170ZM218 184H219V183H218ZM233 184H234V183H233ZM255 184H256V183H255ZM92 185H93V184H92ZM109 185H110V184H109ZM121 185H122V184H121ZM124 185H125V184H124ZM133 185H134V184H133ZM158 185H159V184H158ZM161 185H162V184H161ZM166 185H167V184H166ZM179 185H180V183H179ZM183 185H184V184H183ZM196 185H197V184H196ZM223 185H224V184H223ZM248 185H249V184H248ZM262 185H263V184H262ZM122 186H123V185H122ZM151 186H153V185L151 184ZM181 186H182V185H181ZM185 186H186V185H185ZM199 186H200V185H198V187H199ZM204 186H205V185H204ZM204 186H203V187H204ZM226 186H227V185H226ZM231 186H232V185H231ZM259 186H261V185H259ZM26 187H27V186H26ZM26 187H25V188H26ZM88 187H89V186H88ZM137 187H138V186H137ZM146 187H147V186H146ZM148 187H149V186H148ZM148 187H147V188H148ZM158 187H159V186H158ZM168 187H169V185H168ZM170 187H172V186H170ZM176 187H177V186H176ZM178 187H179V186H178ZM183 187H184V186H183ZM191 187H192V186H191ZM205 187H206V186H205ZM244 187H245V185H244ZM246 187H247V186H246ZM23 188H24V187H23ZM27 188H28V187H27ZM85 188H86V187H85ZM102 188H103V187H102ZM119 188H120V187H119ZM128 188H129V187H128ZM131 188H132V187H131ZM149 188H150V187H149ZM163 188H164V187H163ZM179 188H180V187H179ZM210 188H211V187H210ZM258 188H259V187H258ZM263 188H264V187H263ZM263 188H261V189H263ZM50 189H51V188H50ZM87 189H88V188H87ZM106 189H107V187H106ZM126 189H127V188H126ZM135 189H136V187H135ZM152 189H153V188H152ZM160 189H162V188H160ZM160 189H158V190H160ZM175 189H176V188H175ZM201 189H202V188H201ZM215 189H216V188H215ZM247 189H249V188L247 187ZM247 189H246V190H247ZM15 190H16V188H15ZM88 190H89V189H88ZM124 190H125V189H124ZM136 190H137V189H136ZM168 190H169V189H168ZM211 190H212V189H211ZM240 190H241V189H240ZM263 190H264V189H263ZM27 191H29V190H27ZM86 191H87V190H86ZM93 191H94V190H93ZM93 191H92V192H93ZM129 191H130V190H129ZM133 191H134V190H133ZM169 191H170V190H169ZM175 191H176V190H175ZM175 191H173V193H174ZM215 191H216V190H215ZM218 191H220V190H218ZM229 191H230V190H229ZM235 191H236V190H235ZM112 192H113V191H112ZM116 192H117V191H116ZM131 192H132V191H131ZM137 192H138V190H137ZM150 192H151V191H150ZM154 192H155V190H154ZM161 192H163V191L161 190ZM207 192H208V191H207ZM252 192H253V187H252ZM27 193L29 194V192H27ZM108 193H109V192H108ZM121 193H122V191H121ZM141 193H142V192H141ZM164 193H166V192H164ZM167 193H168V191H167ZM171 193H172V192H171ZM187 193H188V192H187ZM191 193H192V192H191ZM193 193H194V192H193ZM200 193H201V192H200ZM216 193H218V192H216ZM234 193H235V192H234ZM237 193H238V191H237ZM249 193H250V192H249ZM249 193H248V195H249ZM255 193H256V192H255ZM1 194L4 195V193H1ZM82 194H83V193H82ZM133 194H134V193H133ZM156 194H157V192H156ZM156 194H155V195H156ZM174 194H176V193H174ZM185 194H186V193H185ZM202 194H203V193H202ZM202 194H201V195H202ZM256 194H257V193H256ZM259 194H260V193H259ZM52 195H53V194H52ZM119 195H120V193H119ZM127 195H128V194H127ZM127 195H123V196H127ZM135 195H136V194H134V196H135ZM143 195H144V194H143ZM167 195H168V194H165V196H167ZM169 195H170V194H169ZM190 195H191V194H190ZM205 195H207V194H205ZM220 195H221V193H220ZM220 195H218V196H220ZM227 195H228V194H227ZM230 195H231V194H230ZM244 195H245V194H244ZM250 195H251V194H250ZM260 195H261V194H260ZM6 196H7V195H6ZM6 196H5V197H6ZM8 196H9V195H8ZM28 196H29V195H28ZM93 196H95V195H93ZM111 196H112V193H111ZM123 196H121V197H123ZM140 196H141V195H140ZM140 196H139V197H140ZM174 196H175V195H174ZM197 196H198V194H197ZM207 196H208V195H207ZM237 196H238V194H237ZM11 197H12V196H11ZM82 197H83V196H82ZM84 197H85V196H84ZM91 197H92V196H91ZM135 197H136V196H135ZM169 197H170V196H169ZM172 197H173V196H172ZM188 197H189V196H188ZM210 197H211V196H210ZM226 197H227V196H226ZM240 197H241V196H240ZM250 197H251V196H250ZM254 197H255V196H254ZM256 197H257V196H256ZM261 197H262V196H261ZM0 198H1V197H0ZM2 198H4V196H3ZM8 198H9V197H8ZM13 198H15V197H13ZM16 198H17V197H16ZM16 198H15V199H16ZM64 198H65V197H64ZM77 198H78V197H77ZM77 198H76V199H77ZM95 198H96V197H95ZM118 198H119V197H118ZM151 198H153V197H151ZM161 198H162V197H161ZM165 198H166V197H165ZM179 198H180V197H179ZM184 198H185V197H184ZM196 198H197V197H196ZM200 198H202V197H200ZM258 198H259V197H258ZM25 199H26V198H25ZM33 199H34V198H33ZM61 199H62V198H61ZM66 199H67V198H66ZM66 199H65V200H66ZM122 199H123V198H122ZM137 199H138V198H137ZM148 199H149V198H148ZM158 199H159V197H158ZM169 199H171V198H169ZM169 199H168V200H169ZM189 199H190V198H189ZM189 199L187 198V200H189ZM194 199H195V198H194ZM210 199H211V198H210ZM229 199H230V198H229ZM231 199H232V198H231ZM3 200H4V199H3ZM3 200L1 199V201H3ZM63 200H64V199H63ZM68 200H69V199H68ZM81 200H82V199H81ZM94 200H95V199H94ZM129 200H130V199H129ZM133 200H134V199H133ZM162 200H163V198H162ZM165 200H166V199H165ZM175 200H177V199H175ZM175 200H174V201H175ZM179 200H180V199H179ZM185 200H186V199H185ZM191 200H192V199H191ZM199 200H200V199H199ZM201 200H202V199H201ZM203 200H204V199H203ZM246 200H247V199H246ZM248 200H249V199H248ZM254 200H255V199H254ZM58 201H59V200H58ZM69 201H70V200H69ZM87 201H88V200H87ZM114 201H115V200H114ZM118 201H119V200H118ZM127 201H128V200H126V203H127ZM219 201H220V200H219ZM250 201H251V200H250ZM258 201H259V200H258ZM261 201H263V200H261ZM3 202H4V201H3ZM14 202H15V201H14ZM32 202H33V201H32ZM32 202H31V203H32ZM84 202H85V201H84ZM91 202H92V201H91ZM99 202H100V201H99ZM122 202H123V201H122ZM124 202H125V201H124ZM142 202H143V201H142ZM145 202H146V201H145ZM145 202H144V203H145ZM150 202H151V200H150ZM156 202H159V201L156 200ZM176 202H177V201H176ZM188 202H189V201H188ZM192 202H193V201H192ZM194 202H195V201H194ZM199 202H200V201H199ZM238 202H239V201H238ZM253 202H254V201H253ZM259 202H260V201H259ZM5 203H6V202H5ZM10 203H11V202H10ZM17 203H18V201H17ZM65 203H68V202H65ZM97 203H98V202H97ZM111 203H112V202H111ZM115 203H116V202H115ZM118 203H120V202H118ZM178 203H179V202H178ZM181 203H182V202H181ZM203 203H204V202H203ZM207 203H208V202H207ZM210 203H211V202H210ZM230 203H231V202H230ZM6 204H7V203H6ZM19 204H20V203H19ZM36 204H37V203H36ZM70 204H71V203H69V205H70ZM91 204H92V203H91ZM93 204H94V203H93ZM112 204H113V203H112ZM131 204H132V203H131ZM157 204H158V203H157ZM161 204H162V203H161ZM164 204H166V203H164ZM169 204H170V203H168V205H169ZM193 204H194V203H193ZM216 204H217V203H216ZM221 204H222V203H221ZM237 204H238V203H237ZM239 204H240V203H239ZM239 204H238V205H239ZM262 204H263V203H262ZM262 204H261V205H262ZM14 205H16V204H14ZM20 205H22V204H20ZM20 205H18V207H19ZM31 205H32V204H31ZM31 205H30V206H31ZM33 205H34V204H33ZM48 205H50V204L48 203ZM118 205H119V204H118ZM118 205H117V208L120 206V205H119V206H118ZM137 205H138V204H137ZM151 205H153V204H151ZM151 205H150V206H151ZM171 205H172V204H171ZM175 205H176V204H175ZM186 205H187V204H186ZM188 205H189V203H188ZM190 205H191V204H190ZM206 205H207V204H206ZM206 205H205V208H206ZM217 205H218V204H217ZM35 206H36V205H35ZM54 206H55V205H54ZM57 206H58V205H57ZM71 206H72V205H71ZM74 206H75V205H74ZM77 206H78V205L76 204V208H74L75 211L77 210ZM81 206H82V205H81ZM85 206H86V205H85ZM107 206H108V205H107ZM122 206H124V205L122 204ZM125 206H126V205H125ZM130 206H131V205H130ZM132 206H133V205H132ZM132 206H131V207H132ZM144 206H145V205H144ZM155 206H156V204H155ZM160 206H161V205H159V207H160ZM165 206H166V205H165ZM180 206H181V205H180ZM191 206H192V205H191ZM203 206H204V205H203ZM229 206H230V205H229ZM248 206H249V205H248ZM15 207H17V206H15ZM22 207H23V206H22ZM52 207H53V206H52ZM92 207H93V206H92ZM114 207H115V206H114ZM157 207H158V206H157ZM157 207H156V208H157ZM181 207H182V206H181ZM193 207H194V206H193ZM225 207H226V206H225ZM232 207H233V205H232ZM239 207H241V206H239ZM243 207H244V205H243ZM245 207H246V206H245ZM255 207H257V206H255ZM0 208H1V207H0ZM20 208H21V206H20ZM26 208H27V207H26ZM55 208H56V207H55ZM68 208H69V206H68ZM70 208H71V207H70ZM115 208H116V207H115ZM170 208H172V207H170ZM184 208H185V206H184ZM196 208H197V207H196ZM205 208H204V210H205ZM208 208H209V207H208ZM247 208H248V207H247ZM257 208H258V207H257ZM260 208H261V207H260ZM260 208H259V209H260ZM263 208H264V207H263ZM10 209H11V208H10ZM13 209H14V208H13ZM16 209H17V208H16ZM27 209H28V208H27ZM35 209H36V207H35ZM71 209H72V208H71ZM78 209L80 210V208H78ZM123 209H124V208H123ZM125 209H126V208H125ZM138 209H139V208H138ZM138 209H137V210H138ZM151 209H152V208H151ZM174 209H175V208H174ZM174 209H173V210H174ZM181 209H182V208H181ZM245 209H246V208H245ZM255 209H256V208H255ZM255 209H253V210H255ZM17 210H19V209H17ZM57 210H58V209H57ZM82 210H83V209H82ZM118 210H119V209H118ZM134 210H135V209H134ZM155 210H156V209H155ZM155 210H154V211H155ZM161 210H162V209H161ZM165 210H166V209H165ZM167 210H168V209H167ZM167 210H166V211H167ZM169 210H170V209H169ZM193 210H194V209H193ZM207 210H208V209H207ZM249 210H250V209H248L247 211H249ZM261 210H262V209H261ZM27 211H28V210H27ZM58 211H60V210H58ZM58 211H57V212H58ZM112 211H114V210H112ZM119 211H120V210H119ZM162 211H163V210H162ZM182 211H183V210H182ZM188 211H189V210H188ZM215 211H216V210H215ZM227 211H228V210H227ZM245 211H246V210H245ZM259 211H260V210H258L257 212H259ZM20 212H21V210H20ZM53 212H54V211H53ZM57 212H56V213H57ZM61 212H62V211H61ZM64 212H65V211H64ZM105 212H106V211H105ZM110 212H111V210H110ZM129 212H130V211H129ZM135 212H136V211H135ZM177 212H178V211L176 210V213H177ZM180 212H181V211H180ZM213 212H214V211H213ZM217 212H218V211H217ZM236 212H237V211H236ZM249 212H250V211H249ZM249 212H248V213H249ZM27 213H28V212H27ZM56 213H54V214H56ZM88 213H89V212H88ZM108 213H109V211H108ZM112 213H113V212H112ZM117 213H118V212H117ZM125 213H127V212H125ZM131 213H132V212H131ZM151 213H152V212H151ZM156 213H157V212H156ZM173 213H174V212H173ZM182 213H183V212H182ZM185 213H186V211H185ZM205 213H206V212H205ZM218 213H220V212H218ZM245 213H246V212H245ZM5 214H6V213H5ZM9 214H11V213H9ZM31 214H32V213H31ZM57 214H58V213H57ZM57 214H56V215H57ZM65 214H66V212H65ZM154 214H155V213H154ZM162 214H163V213L158 214V215H162ZM166 214H167V213H166ZM169 214H170V213H169ZM174 214H175V213H174ZM189 214H190V213H189ZM189 214H188V216H189ZM191 214H193V212H192ZM197 214H198V213H197ZM207 214H208V213H207ZM231 214H233V213H231ZM242 214H243V213H242ZM16 215H17V214H16ZM23 215H24V214H23ZM33 215H34V213H33ZM52 215H53V214H52ZM110 215L114 216L113 214H110ZM118 215H119V213H118ZM139 215H140V214H139ZM139 215H138V216H139ZM143 215H144V214H143ZM149 215H150V214H149ZM170 215H171V214H170ZM179 215H180V214H179ZM182 215H183V214H182ZM184 215H185V214H184ZM184 215H183V216H184ZM212 215H213V214H212ZM228 215H229V214H228ZM246 215H247V214H246ZM9 216H10V215H9ZM9 216H8V217H9ZM24 216H25V215H24ZM24 216H23V217H24ZM27 216H28V214H27ZM57 216H58V215H57ZM75 216H76V215H75ZM88 216H89V215H88ZM150 216H151V215H150ZM174 216H175V215H174ZM176 216H178V215H176ZM194 216H195V215H194ZM206 216H207V215H206ZM223 216H224V214H223ZM243 216H244V215H243ZM247 216H248V215H247ZM4 217H5V216H4ZM13 217H14V216H13ZM20 217H21V216H20ZM23 217H21L20 219H23ZM108 217H109V216H108ZM129 217H131V216H129ZM136 217H137V216H136ZM144 217H145V216H144ZM212 217H213V216H212ZM224 217H225V216H224ZM54 218H55V217H54ZM77 218H78V217H77ZM81 218H82V216H81ZM140 218H141V217H140ZM191 218H192V217H191ZM194 218H195V217H194ZM203 218H205V217L203 216ZM249 218H250V216H249ZM258 218H259V217H258ZM260 218H261V217H260ZM3 219H4V218H3ZM8 219H9V218H8ZM14 219H15V218H14ZM14 219H13V220H14ZM25 219H26V216H25ZM29 219H30V218H29ZM39 219H40V218H39ZM62 219H63V218H62ZM94 219H95V218H94ZM206 219H207V218H206ZM227 219H228V218H227ZM232 219H233V218H232ZM235 219H236V218H235ZM252 219H253V218H252ZM52 220H53V219H52ZM67 220H68V219H67ZM121 220H122V219H121ZM130 220H131V219H130ZM138 220H139V219H138ZM176 220H177V218H176ZM183 220H185V219H183ZM238 220H239V219H238ZM243 220H244V219H243ZM247 220H248V219H247ZM250 220H251V219H250ZM0 221H2V220L0 219ZM14 221H15V220H14ZM23 221H24V220H23ZM25 221H26V220H25ZM158 221H159V220H158ZM181 221H182V220H181ZM187 221H188V220H187ZM189 221H190V220H189ZM191 221H192V220H191ZM198 221H199V220H198ZM210 221H212V220H210ZM220 221H221V220H220ZM227 221H229V219H228ZM227 221H226V222H227ZM8 222H9V221H8ZM8 222H7V223H8ZM21 222H22V221H21ZM35 222H36V221H35ZM66 222H67V221H66ZM74 222H75V221H74ZM172 222H173V221H172ZM199 222H201V220H200ZM206 222H207V221H206ZM237 222H238V221H237ZM256 222H257V221H256ZM256 222H255V223H256ZM262 222H263V221H262ZM58 223H59V222H58ZM134 223H135V221H134ZM143 223H144V221H143ZM147 223H148V222H147ZM147 223H145V224H147ZM153 223H154V222H153ZM161 223H162V222H161ZM195 223H197V222H195ZM201 223H202V222H201ZM209 223H210V222H209ZM250 223H252V222H250ZM55 224H56V223H55ZM68 224H69V223H68ZM68 224H67V225H68ZM154 224H155V223H154ZM170 224H171V223H170ZM172 224H173V223H172ZM175 224H176V223H175ZM175 224H174V225H175ZM180 224L182 225L181 222H180ZM183 224H184V223H183ZM189 224H192V223H189ZM189 224H188V225H189ZM193 224H194V223H193ZM210 224H211V223H210ZM234 224H235V223H234ZM260 224H261V223H260ZM8 225H9V223H8ZM14 225H15V223H14ZM27 225H28V224H27ZM36 225H37V224H36ZM135 225H136V224H135ZM149 225H150V224H149ZM196 225H197V224H196ZM207 225H208V224H207ZM217 225H218V224H217ZM217 225H216V226H217ZM235 225H236V224H235ZM235 225H234V227H235ZM253 225H254V223H253ZM253 225H251V226H253ZM1 226H2V224H1ZM141 226H142V225H141ZM144 226H145V225H144ZM153 226H154V225H153ZM198 226H199V225H198ZM201 226H202V225H201ZM241 226H243V224H242ZM249 226H250V224H249ZM261 226H263V225H261ZM6 227H7V226H6ZM18 227H19V226H18ZM25 227H26V226H25ZM29 227H30V226H29ZM29 227H28V228H29ZM35 227H36V226H35ZM55 227H56V225H55ZM67 227H68V226H67ZM149 227H150V226H149ZM155 227H156V226H155ZM168 227H170V226H168ZM183 227H184V226H183ZM219 227H220V226H219ZM228 227H229V225H228ZM237 227H238V226H237ZM246 227H247V226H246ZM28 228H27V229H28ZM60 228H61V227H60ZM138 228H139V226H138ZM145 228H147V227H145ZM174 228H175V226H174ZM176 228H177V227H176ZM176 228H175V229H176ZM180 228H181V227H180ZM232 228H233V227H232ZM239 228H240V226H239ZM257 228H258V227H257ZM260 228H261V227H260ZM3 229H4V228H3ZM16 229H17V227H16ZM141 229H142V227H141ZM143 229H144V228H143ZM156 229H157V228H156ZM186 229H187V228H186ZM197 229H199V228H197ZM206 229L208 230V228H206ZM206 229H205V230H206ZM220 229H221V228H220ZM237 229H238V228H237ZM255 229H256V227H255ZM5 230H6V229H5ZM5 230H4V231H5ZM18 230H19V229H18ZM35 230H36V229H35ZM77 230H78V229H77ZM123 230H124V229H123ZM125 230H127V229H125ZM129 230H131V229H129ZM238 230H239V229H238ZM29 231H30V230H29ZM46 231H47V230H46ZM48 231H49V230H48ZM57 231H58V230H57ZM57 231H56V232H57ZM62 231H63V230H62ZM71 231H72V230H71ZM147 231H148V230H147ZM162 231H163V230H162ZM174 231H175V230H174ZM178 231H179V230H178ZM188 231H189V228H188ZM188 231H187V232H188ZM195 231H197V230H195ZM230 231H231V230H230ZM242 231H243V230H242ZM242 231L240 232V234L242 233ZM257 231H258V230H257ZM49 232H50V231H49ZM67 232H68V231H67ZM82 232H83V231H82ZM84 232H85V231H84ZM119 232H120V230H119ZM137 232H139V231H137ZM142 232H143V231H141V233H142ZM144 232H145V231H144ZM151 232H152V229H151ZM175 232H176V231H175ZM175 232H173V233H175ZM182 232H184V231L182 230ZM220 232H221V231H220ZM17 233H18V232H17ZM37 233H38V232H37ZM64 233H65V232H64ZM125 233H126V232H125ZM168 233H170V232H168ZM200 233H201V232H200ZM207 233H209V232H207ZM214 233H215V232H214ZM214 233H213V234H214ZM238 233H239V232H238ZM243 233H244V231H243ZM249 233H250V232H249ZM252 233H253V232H252ZM54 234H55V232H54ZM115 234H116V233H115ZM158 234H159V233H158ZM158 234H157V235H158ZM166 234H167V233H166ZM183 234H184V233H183ZM211 234H212V233H211ZM231 234H232V233H231ZM240 234H239V235H240ZM250 234H251V233H250ZM3 235H4V234H3ZM3 235H2V236H3ZM111 235H112V234H110V236H111ZM117 235H118V234H117ZM121 235H122V233H121ZM137 235H139V234H137ZM140 235H141V234H140ZM145 235H146V234H145ZM181 235H182V234H181ZM181 235H179V236H181ZM185 235H186V234H185ZM205 235H206V234H205ZM21 236H22V235H21ZM110 236H108V237H110ZM112 236H113V235H112ZM142 236H143V235H142ZM162 236H164V235H162ZM167 236H168V235H167ZM177 236H178V235H177ZM189 236H190V235H189ZM191 236H192V235H191ZM203 236H204V235H203ZM210 236H211V235H210ZM229 236H230V235H229ZM259 236H260V235H259ZM263 236H264V235H263ZM86 237H87V236H86ZM86 237H84V238H86ZM89 237H90V234H89ZM89 237H88V238H89ZM108 237H107V238H108ZM122 237H123V236H122ZM143 237L145 238V236H143ZM160 237H161V236H160ZM182 237H183V236H182ZM184 237H185V236H184ZM184 237H183V238H184ZM207 237H209V236H207ZM220 237H221V236H220ZM240 237H241V236H240ZM253 237H254V236H253ZM0 238H1V237H0ZM164 238H165V237H164ZM164 238H163V239H164ZM227 238H228V237H227ZM237 238H238V237H237ZM241 238H242V237H241ZM254 238H255V237H254ZM258 238H259V237H258ZM57 239H58V238H57ZM131 239H132V238H131ZM158 239H160V238L157 237V240H158ZM168 239H169V238H168ZM179 239H180V238H179ZM179 239H178V240H179ZM187 239H188V238H187ZM196 239H197V238H196ZM221 239H222V238H221ZM225 239H226V238H225ZM225 239H223V240H225ZM71 240H72V239H71ZM111 240H112V239H111ZM111 240H110V241H111ZM174 240H175V239H174ZM182 240H183V239H182ZM208 240H209V239H208ZM231 240H232V239H231ZM261 240H262V239H261ZM4 241H5V240H4ZM7 241H8V240H7ZM30 241H31V240H30ZM145 241H146V240H145ZM150 241H151V240H150ZM168 241H169V240H168ZM171 241H172V240H171ZM194 241H195V240H194ZM204 241H205V240H204ZM209 241H210V240H209ZM236 241H238V240H236ZM263 241H264V240H263ZM122 242H124V241H122ZM154 242H156V241L154 240ZM169 242H170V241H169ZM174 242H175V241H174ZM174 242H173V243H174ZM180 242H181V241H180ZM197 242H198V240H197ZM221 242H222V241H221ZM227 242H228V241H227ZM248 242H249V241H248ZM259 242H260V241H259ZM6 243H7V242H6ZM31 243H32V242H31ZM120 243H121V242H120ZM124 243H126V242H124ZM132 243H134V241H133ZM151 243H152V242H151ZM175 243H176V242H175ZM177 243H178V242H177ZM186 243H187V241H186ZM194 243H195V242H194ZM199 243H200V242H199ZM207 243H208V241H207ZM211 243H212V242H211ZM231 243H232V242H231ZM255 243H256V242H255ZM257 243H258V242H257ZM257 243H256V244H257ZM26 244H27V243H26ZM86 244H87V242H86ZM118 244H119V243H118ZM118 244H117V245H118ZM184 244H185V243H184ZM188 244H189V243H188ZM218 244H219V243H218ZM226 244H228V243H226ZM245 244H246V243H245ZM260 244H261V243H260ZM8 245L11 247V249H15V247H16L15 243L12 242V241H11V243L8 244ZM18 245H19V244H18ZM22 245L25 246L24 244H22ZM27 245H28V244H27ZM44 245H45V244H44ZM128 245H129V244H128ZM144 245H145V244H144ZM204 245H205V244H204ZM204 245H203V246H204ZM211 245H212V244H211ZM215 245H216V244H215ZM223 245H224V244H223ZM229 245H230V244H229ZM233 245H234V243H233ZM233 245H232V247H233ZM262 245H263V244H262ZM28 246H29V245H28ZM121 246H122V245H121ZM125 246H126V245H125ZM131 246H132V244H131ZM141 246H143V245H141ZM172 246H173V245H172ZM176 246H177V245H176ZM176 246H174V247H176ZM185 246H186V245H185ZM197 246H198V245H197ZM221 246H222V245H221ZM226 246H227V245H226ZM250 246H251V245H250ZM26 247H27V246H26ZM166 247H167V246H166ZM177 247H178V246H177ZM177 247H176V248H177ZM193 247H194V246H193ZM216 247H217V246H216ZM216 247H215V248H216ZM219 247H220V246H219ZM230 247H231V246H230ZM239 247H240V246H239ZM247 247H248V246H247ZM253 247H254V246H253ZM253 247H251V250H252ZM18 248H19V246H18ZM18 248H17V249H18ZM116 248H117V247H116ZM116 248H115V249H116ZM124 248H125V247H124ZM129 248H130V247H129ZM180 248H181V247H180ZM184 248H185V247H184ZM187 248H188V247H187ZM194 248H195V247H194ZM202 248H203V247H202ZM209 248H210V247H209ZM225 248H226V247H225ZM243 248H244V247H243ZM243 248H242V249H243ZM17 249H16V250H17ZM140 249H141V248H140ZM167 249H168V248H167ZM171 249H173V248H171ZM185 249H186V248H185ZM200 249H201V248H200ZM218 249H219V248H218ZM232 249H233V248H232ZM232 249H231V250H232ZM260 249H261V248H260ZM122 250H123V249H122ZM134 250H135V248H134ZM169 250H170V249H169ZM174 250H175V249H174ZM188 250L190 251V249H188ZM212 250H213V249H212ZM227 250H229V247H228ZM234 250H235V249H234ZM257 250H258V247H257ZM13 251H14V250H13ZM131 251H132V250H131ZM191 251H192V249H191ZM200 251H201V250H200ZM203 251H204V250H203ZM223 251H224V250H223ZM246 251H247V250H246ZM249 251H250V250H249ZM249 251H247V252L249 253ZM259 251H260V250H259ZM43 252H44V251H43ZM113 252H114V251H113ZM151 252H152V251H151ZM151 252H150V255H151ZM197 252H198V250L196 251V253H197ZM205 252H206V251H205ZM242 252H243V251H242ZM250 252H252V251H250ZM100 253H101V252H100ZM103 253H104V252H103ZM115 253H116V251H115ZM118 253H119V252H118ZM128 253H129V252H128ZM136 253H137V252H136ZM160 253H161V252H160ZM193 253H195V252H193ZM200 253H201V252H200ZM216 253H217V252H216ZM219 253H220V252H219ZM29 254H30V253H29ZM32 254H34V255L38 254V250H37V248H36L34 245L32 246V250H31V255H32ZM113 254H114V253H113ZM122 254H123V253H122ZM125 254H126V253H125ZM125 254H124V255H125ZM143 254H144V253H143ZM161 254H162V253H161ZM189 254H190V253H189ZM198 254H199V253H198ZM217 254H218V253H217ZM262 254H263V253H262ZM127 255H128V254H127ZM220 255H221V254H220ZM236 255H237V254H236ZM245 255H246V254H245ZM115 256H116V255H115ZM117 256H118V255H117ZM130 256H131V255H130ZM132 256H133V254H132ZM145 256H147V254H145ZM161 256H163V255H161ZM171 256H172V255H171ZM171 256H170V257H171ZM209 256H210V255H209ZM215 256H216V254H215ZM238 256H240V255H238ZM259 256H260V255H259ZM262 256H263V255H262ZM22 257H24V256H22ZM25 257H26V254H25ZM25 257H24V258H25ZM28 257L30 258V256H28ZM32 257H33V256H32ZM48 257H49V256H48ZM112 257H113V256H112ZM124 257H125V256H124ZM126 257H127V256H126ZM197 257H198V256H197ZM199 257H201V256H199ZM199 257H198V258H199ZM211 257H212V256H211ZM211 257H209V258H211ZM241 257H242V255H241ZM91 258H92V257H91ZM113 258H114V257H113ZM113 258H112V259H113ZM128 258H129V257H128ZM140 258H142V257H140ZM146 258H147V257H146ZM176 258H177V257H176ZM185 258H186V257H185ZM191 258H192V257H191ZM195 258H196V257H195ZM203 258H204V257H203ZM8 259H9V258H8ZM12 259H13V258H12ZM33 259H34V258H33ZM129 259H130V258H129ZM178 259H179V258H178ZM192 259H193V258H192ZM192 259H191V260H192ZM211 259H212V258H211ZM215 259H216V258H215ZM225 259H226V258H224V260H223V259H222V260L225 261ZM227 259H228V258H227ZM230 259H231V257H230ZM257 259H258V258H257ZM88 260H89V259H88ZM120 260H121V259H120ZM127 260H128V259H127ZM131 260H132V259H131ZM147 260H148V259H147ZM191 260H190V261H191ZM218 260H219V259H218ZM240 260H241V259H240ZM7 261H8V260H7ZM15 261H16V260H15ZM31 261H32V260H31ZM96 261H97V260H96ZM125 261H126V260H125ZM179 261H180V260H179ZM194 261H195V260H194ZM201 261H202V260L200 259V262H201ZM219 261H220V260H219ZM242 261H243V260H242ZM257 261H258V260H257ZM11 262H12V261H11ZM13 262H14V260H13ZM13 262H12V263H13ZM29 262H30V261H29ZM49 262H51V261H49ZM52 262H53V260H52ZM118 262H119V261H118ZM121 262H123V261H121ZM137 262H138V261H137ZM144 262H145V261H144ZM148 262H149V261H148ZM197 262H198V261H197ZM215 262H218V261H215ZM243 262H244V261H243ZM243 262H242V263H243ZM16 263H17V262H16ZM108 263H110V262H108ZM134 263H136V262H134ZM188 263H189V262H188ZM188 263H187V264H188ZM192 263H193V262H192ZM224 263H225V262H224ZM232 263H233V262H232ZM232 263H231V264H232ZM251 263H252V261H251ZM263 263H264V262H263ZM184 264H185V263H184ZM198 264H199V263H198ZM200 264H201V263H200ZM215 264H216V263H215ZM238 264H239V263H238ZM245 264H246V263H245ZM249 264H250V263H249ZM252 264H253V263H252Z\"/></svg>", "mask_w": 264, "mask_h": 264}]
</instances>
